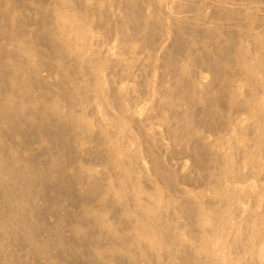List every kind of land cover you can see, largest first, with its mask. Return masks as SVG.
<instances>
[{"label":"bare ground","instance_id":"bare-ground-1","mask_svg":"<svg viewBox=\"0 0 264 264\" xmlns=\"http://www.w3.org/2000/svg\"><path fill=\"white\" fill-rule=\"evenodd\" d=\"M4 1H11L14 4L13 9L15 8L16 0H14L15 2L12 1V0H4ZM4 1H3V4H2L1 3L2 0H0V76H6V75L8 76L9 75L10 77H9L8 80H10L12 82V84L9 81L10 82V87H8V88L5 87L6 88L5 90H4V87H2V86L0 87V131L1 132H5L7 130H11V131H15V132L21 133V135L23 136V141H24L23 142V144H24L23 148L24 149L25 148L28 149L27 145H29L30 137L33 138L34 136H37L38 134H45V135H48L50 137H51V135H53L52 137H55V139H57L56 140L57 143L58 142H65L66 144H67V141H65L66 139L64 140V138H66V135H72V136L84 135L83 137H85L87 139L92 138L91 137L92 135L89 134V132L91 130H93L92 127H89L91 125L88 126L91 130H89V128L87 129L86 124H84V122L86 123L87 121L83 120L82 121L83 123H80L81 119L79 117H76V113H73L71 111L72 110H76V111L80 112L79 111L80 110L79 107H78L79 110H77V108L74 109L73 107L78 106V105H80V104L85 102L86 104L80 105L81 108H85L87 103H91V104L93 103V101L89 102V101L92 100L93 97H91V96H93V94L91 93L92 94L91 96L87 95V94H89V92L87 90L95 91V90H99V87L102 88V85H100V86L98 85L99 87L96 85V87H95L94 84L95 83L100 84V82H103V79L105 77L103 75H101L102 76L101 78H103L102 81H100V82L98 81L99 83L95 82L94 84L93 83H89L90 80H88L87 78L92 76V78L94 79L95 77H93V76H95L96 74H98L97 77L100 76L99 75V73H100L99 71H102V73H105L103 71H107L108 70V73H106V76L109 75L108 78L106 77L107 80H108L107 81L108 84L104 83V82L103 83L107 84V85L110 84V85H109V87L106 85L107 87L105 86V88L101 89L102 94L104 96L102 94H100L101 92L98 93V91H97L96 94H98V95L100 94L103 97H101V96L98 97V95L94 94L95 95L94 99H96L98 97L97 99H98L99 102L97 101V103H95V104H98V103L100 104L101 102H100L99 98H103V99L105 98L107 101L111 102V103L107 102V104L110 105L111 108L116 105V109H119V111H117V112H119L118 114H120V115H118L116 112L115 113L117 115H115L114 112L111 111L113 118L111 117V120L109 119L110 121H108V122H110L109 124H111V122H113V124H111V125H113L112 127L113 128L116 127L118 129V131L115 129L116 136H115V134L114 135L112 134L110 136L111 139L115 136V142L111 141V143H110V138L108 136H106V135H102V132H101L102 130H100V131L98 130V128L99 129L101 128L100 126H98V124H96L98 126V128L95 129L96 131L91 132V133H95L94 136H97L99 138V140L101 142H103L104 144L106 142H107V144L108 143L112 144V145H110L111 146L110 148L109 147L108 148L105 147V148L108 149V150L104 149L105 152H103V151L101 152V150H103L102 148H104L105 145H103V147L101 146V148H100L101 149L100 150V154H104L106 157L113 158L115 160L113 164H109V165H113L116 168L117 167L120 168V167H122V165L125 164V165H128L127 166V167H129L128 169H131V170H132V167H137V168L141 167L142 163H141V158H140V155H139L140 153L138 154V152H140L139 149H137L138 150L137 151L131 146H130L131 149H129L127 147V144L129 145V143H133L134 140L136 139V136L139 135V136H141V137L138 136L139 138H142V137L144 138L143 139L144 141H142V142H144L146 144V146L144 148V151L146 153V157L149 159L150 165L153 166L156 174L158 176H160V177H163L164 174L168 173L167 165H165L163 163V161L161 160V155H162L161 153H165L166 154L168 152V149H164V148L160 147V149H163V150H161V151L159 150L160 152H157L153 148V147H156L158 144H160V139H161L160 135H162L161 134L162 131L160 133H157L158 131L156 130L155 133L152 132V136H154V137H152V138L148 137L146 135L148 132L146 134H144V135L141 133V132H143L142 130H144V128H146L145 125H147V126L150 125L152 128L153 127H159V126L163 127L162 129H165V131L163 130V132L166 133L169 136L168 138H170L172 140V142H171L172 145L169 144V146H170L169 148L172 149V148H176L177 146H182V149L184 148L186 151H189V153H192L193 155L197 156V158L195 160V164L197 166L198 165H202V160L205 159L206 157H208L209 158V160H207L209 162L208 164H212L213 167H214V165H216L215 168H217L216 170H218V168L223 165V164L221 165L222 161L220 162L221 166L219 165L218 152L223 151V148H224V146L222 147V145H221V148H220L219 143L223 142V145H224L225 144L224 142H227V140H228V142H227L226 145H229L230 148L232 147L231 150H233V152H235L236 154H239V152H241L242 150L245 151L246 149L252 151L254 154H256L258 152L259 153H262V152L264 153V151H260L264 147V145H263V139H264V110L261 108V110H260L261 112H257L258 110L255 109V107H254V105L256 103L255 102V99H256L255 95L254 96L252 95L255 98V99L253 98L254 100L253 99H249V96H247L248 99H245V98L244 99H240L241 94H239V92H238L239 89L243 86L242 83H244V81L247 80L246 84H244V86L245 85L247 86V84L249 83L248 81H252V84H253V82L257 81V79L260 78L259 77L260 76L259 73L261 72L262 68L260 70V68H259L260 66L259 65L260 64H264V60H260V58L262 56L260 58H258L259 61L256 59L257 56L254 57L255 60L258 61V62H255L253 60L254 62L252 64L256 63V65L259 66V67H256V69L259 68L257 70L258 71L260 70V71L258 73L259 76L257 77V75H256L255 76V80H253L254 79L253 76L255 75V74H253V73H255L253 71L255 69V67H254L255 65L252 66V64H251V66L254 67V69L252 70V74L253 75H250L252 67L249 69L250 64H248V60L246 61L247 62L246 64L244 62V59L247 56V54H246L247 47L245 45H242L241 43L238 44V45L235 43L236 42V38H238V37H239L238 38L239 40H240V37H241V39H242V37H244V39H246V38L248 39V37H249V40H250V33L249 32L247 33L245 31H243L244 28H246V27L249 28V26H251L252 28L251 27L250 28L253 29V31H254V28L256 29L255 31H257L258 29L261 28L260 26L264 24V14H262L263 11L259 10V11H261V13L259 11H257V10L252 11L251 9L254 10V8H255V7L253 8L254 5L252 4V2H251L252 8H250L251 4L249 5L246 2V0H239V1H241L239 3L237 2L238 0H236L235 2H234V0H205V3H203V1L201 0V3L204 4V5L202 6V4H200V6H201L200 7V6H197L198 5L197 3H200V2H198L199 0L197 1L196 5H195V2H194L195 0H175L176 2H174V3H172L173 0L171 2L165 0L164 2L166 4L167 3H170V4L172 3V4H174V7L176 9L179 8L176 11H179V10L182 11V13L181 12L180 13H175L174 11H172L175 8L172 7L173 9L168 11L170 8H167L168 6L164 5L165 3L161 4L162 2L159 3L157 0H155V2L152 1V0H122V1L120 0L119 3H118L117 0H114L116 3H118L117 5H116V3L114 1H109L108 3H110V4L112 2L114 3L111 6L109 5L110 6L109 9H114V6H116L117 8L119 7V8L124 9V12L122 11L123 13L120 12L121 10H119V13H118V14L121 13V15H124L122 21L120 19L117 20L118 22L120 21L119 25L125 23V25L127 24L126 27L131 26V28H132L131 29V33L134 32L135 33L134 36H136V38H140V36H141V38L145 37L144 38L145 40L140 38V41L142 40L141 43L144 44L145 47L147 46V42H146L147 40H150L153 43L155 41L154 39H156V42H157V40H158L157 36H159V32L160 31L167 29L168 32H170V34L169 33H166V34H169V35H171V31L172 32L174 31L173 34H175V38H174V40L173 39H171V40L174 41L176 48L173 45L174 43H172L170 48H169V51L172 49V46H173L176 49V50H174V49L173 50L176 51V52H173V50H172V55H174V53H176V54L179 53L176 56L182 55L181 57L179 56V58L181 59V62L184 59L186 61V62H184V64H185L184 67L185 66L187 67L189 65L187 68L185 67V69L184 68L180 69L178 66H182L183 64L177 65L179 61L176 60L175 56L174 57L173 56H169V55H166L165 52H163L165 54V56H166L165 57L163 55V53L161 52V54H162L161 57L163 58V56H164V58H165L164 61H163V59L161 61V62L164 63V65H163V63H162V65L165 67V68H163V72H161V73L164 74V75L166 74L169 77L170 76L173 77V78L170 77L171 78V84L168 83L172 87L171 86H167V85H166L167 87H165V85H163L165 83V81L163 82L162 80L161 81L163 82V84L161 83V81H159V83L158 82L156 83L155 81H152V80H149V79H147L145 82H143L140 85L137 84V83H140V82L144 81L145 78L144 79L142 78V80L140 79L141 80L140 82L136 83L137 85L133 83L134 84V86H133V84L131 83L132 84V85L130 84L131 87L128 88L127 85H129V84H127L126 87L128 89L122 91L124 85L122 86L121 83H117L116 84V82H118L117 80L118 79L122 80L123 78H127V77H128V79H130L129 77L133 76L132 74H134V72H136V71L140 72L141 70H143V68H144L143 65L144 64L139 62L136 65L134 63L133 67H129L130 65L132 66V64L129 65L128 63H130V61L133 60V58L129 57L131 60L126 59L128 62L127 61L125 62L124 58L123 59L121 58V57H123L121 54H120L121 57L118 56L119 54L116 55V56H113L112 53H111L112 56L110 55L111 57H109L108 55H107L108 57H106L105 56L106 54H104V55L102 54L103 50H102V53L99 50L101 55L104 56V57L102 56L101 61L103 60V58H106V60H105L106 64H107V60H109L108 62H110V65H112L114 68L117 67L116 69L113 68L114 70H117L118 68H120V71L123 70V72H121V73L124 76L117 75L115 72H114L115 74L111 73V75H112L111 76L109 73L112 72V71H110L109 67H108L109 69L107 68V70H105L104 67L101 68V66H103L102 64L101 65L98 64L97 61H99L100 58H98L99 59L98 60L97 57H95L96 53H95V51L93 52V50L95 48H93V50H89V52L90 51L92 52L91 54L94 55V57L89 55L88 58H84V61L81 60V59H83V58H81V59H79V63L76 64V63H73L72 60L75 59L76 56H79V53L81 51H78V49H75L74 45L77 44L78 45L77 47L79 49L82 46H80L77 42H76V44H74V42H72L73 40L71 42L70 41L67 42V43L65 42V45L62 44V46H66V47L61 48L62 46H60V47L57 46V45H59V42L60 43L64 42V41L61 42L64 37L65 38L67 36L69 37L70 36L69 34L70 33L72 34V31H70V33H68L69 30H70L69 28H71V30L73 29V31H75V33L77 32L78 35H76L75 38L73 37V39H77L76 37L77 36L79 37V34H82V36H83V34H86V31H88V30L90 31V28L86 29V28L89 27V26L88 27L86 26L87 25L86 22L88 20H89L88 22H91V21L93 22L94 21L93 23L92 22L91 23L95 26V27L94 26L93 27L96 29L97 26L95 24H99L100 23V25H101V22H103V21H101L102 20L101 18H103L104 16H100V18H99L100 20L99 21H101V22H98L97 17H94V18H96V20H94L93 16H95V15H91L92 20H91V18L87 19V17L90 16V15L86 16V11L87 10H84V9H86L88 7L84 6L82 11L78 12L77 10L80 8L79 6L82 5L81 3H78L80 5H76L77 14L79 13V17L86 16V18H85L84 22H81V24H74V20H71V19H73L72 17L67 19L64 16L65 19L62 17L64 19V21H62V18H60L63 23L62 22H58V23H60L61 26H63L62 24H64V27L66 29H68L66 31L67 32L66 34H68V35H66V36L64 35L63 38L61 37L62 38V40H61L60 35L53 31L52 26H50V25L48 26L46 24V19H44V17H42L41 14H40V16H37L35 14H33L34 16L32 15L34 18L37 16V18H38L37 22L41 26L39 28H41V31L43 32L42 36H43L44 39L49 41L48 44L49 43L50 44L48 46H50V48L53 49V51H56V52H58L59 55H62V56H60V57H62V59H65L66 57H67V59H68V57H70V58L75 57V58H72V59H68V60H71V61H69V62H72L71 65L75 64V65H72V68L73 67L76 68V69L73 70L74 73L75 72H83V70H86V69H89V72H90V70H93L94 73L93 72L92 73L90 72V73L91 74H95V75H90L89 73H87V74L84 73V72H88L87 70L84 71L83 74L82 73H75L76 75L77 74H82L83 77L88 75V77L86 78L87 80L85 79L86 84L82 81L83 83H81V84L78 83L76 85L75 83H77V82H74L73 85H72V84H70V82L68 80L69 78L64 80L66 77H65V73H62V72H65L66 71L65 69H68V67L65 68V66L61 65V63L58 62L59 61L58 59L56 60V57H58L59 55L56 56V57H52V55H50L48 53H47V55L44 52H42V54H41V53H39L40 51L37 49V48L40 47L39 42L36 43V45H39L38 47L35 46V44L33 45L32 43L29 45L28 43H30V42L27 43L26 36H25V38L24 37L22 38V36H19V35L23 34V33H19V32H22L20 30H21V25H22L23 20H21V17H19L20 15L17 13L16 9H14V13H13V9H12V6H11L12 3L10 2V4H4ZM84 1H86V0H84ZM96 1L97 2L94 1L93 3H98V2H101L102 0H96ZM160 1H163V0H160ZM63 2H65V1H63ZM77 2H79V1H77ZM71 4H73V3H71ZM86 4L87 5L89 4V7H90V3H85V5ZM106 4L107 3H105V5ZM93 5L94 4H92L91 7L95 8V9H97L96 8L97 5L99 6V4H97L95 6H93ZM167 5H169V4H167ZM69 6H71V5H69ZM112 6H113V8H112ZM149 6L152 7V8H149V9H152L153 11L149 10L150 14L148 12V13H146L147 15L142 13V9L143 8H148ZM106 8H107V5H106ZM74 9H75V6H74ZM95 9H94V11H95ZM260 9H261V7H260ZM101 10H102V13L100 12V14H103V15L107 14L105 16L108 17V13H105L103 11L104 8L101 9ZM143 10H147V9H143ZM68 11H70V10H68ZM94 11L92 13H94ZM99 11L100 10H98L96 12L98 13ZM108 11H110L109 15L113 14V13H111L113 10L112 11L108 10ZM167 11H168V13L171 12V13L168 14L169 15L168 16L169 17L168 18L169 22L163 23L164 20L161 21V19L165 18L163 13H165ZM49 12L51 14V11H49ZM160 12H163L162 13V15H163L162 17H161ZM173 12L175 14H173ZM15 13L18 14V16H16ZM87 13L90 14L89 10L87 11ZM42 14H46V13H42ZM74 15H76V14L73 13V16ZM121 15H119V17L122 18ZM66 16L68 17V15H66ZM113 16L114 15H112V18H114ZM76 18H77L76 20H78V15L76 16ZM165 19H167V18H165ZM255 19L257 21H255ZM36 20L37 19L35 18V21ZM80 21H82V20H80ZM252 21H255L254 23L257 22V23H261V24H258V25L256 24V26H254L252 24ZM75 23H79V22H75ZM84 23H86V25ZM91 23H89L90 26H91ZM6 24L7 25L11 24V26H9V25L8 26L11 27L10 29H12L11 31L13 33H11V32L6 33V30L4 28H8L9 29V27H4V25H6ZM39 24H38V26H39ZM100 25H98V26H100ZM125 25H121V26H125ZM54 28H55V25H54ZM57 28H59V26ZM104 28H105V30L106 29L110 30V28L108 29L107 25H104ZM169 28H170L171 31L169 30ZM84 29H86V31ZM251 29H248V30L244 29V30L251 32ZM263 29L264 28H262L261 32L263 31ZM60 30H62V29H60ZM124 30H128V29L125 28ZM167 30H165V31H167ZM259 31L260 30H258L257 32L260 33ZM57 32L60 33L61 31L57 30ZM93 32L97 33V30H95ZM62 33H61V36H62ZM88 33H87V35H88ZM128 33H130V32H128ZM136 33H137V35H138V33L141 34V35L137 37ZM223 33L227 34L225 37H228V39H226V38L225 39L221 38V39H218V40L215 39L217 37H220V35L223 34ZM254 33H253V36H256V38L258 37V39L259 40L261 39V42L263 41V43H264V36H260L259 37L258 33H256V32H254ZM130 34L125 33L124 34L125 36L123 38L125 39L126 35L130 36ZM163 34H165V33L163 32ZM263 34H264V32H263ZM28 35H32V34H28ZM33 35H35V33H33ZM98 35H99V33L95 34V35H93V33L89 34V36H91V37L94 36L96 38H97ZM160 35H161V32H160ZM259 35H261V33ZM18 36H19V39H21V40L17 39ZM89 36H88V38H91ZM173 36H172V38H173ZM99 37H98V39H99ZM13 38L14 39L16 38L15 39L16 41H13L14 40ZM84 38H85V36H84ZM88 38L86 37V39H88ZM152 38H153L154 41L151 40ZM168 38H169V36H168ZM22 39L25 40V42H24L25 45H24L23 42H21ZM38 39H35V42ZM78 39H80V38H78ZM78 39L76 41H78ZM86 39L84 41L85 42H89V40L86 41ZM98 39H96V40H98ZM101 39H100V42H101ZM120 39H122V38H120ZM124 39H122L124 41V44H123L124 46L122 45V47H120V48L124 47L126 49L125 50L123 48L126 51L125 53L130 52L131 54H135L136 55V54H138L140 52H143L144 50H146V51L143 52V53H146V52L148 53V50L151 47H153L152 43L150 44V42H148L150 44V45H148V49L143 48V47H141V48L138 47V50H136V52H134L135 49H137V48L135 46H133V45H129L128 43L125 44V40ZM27 40L29 41V38H27ZM82 40H81V42H82ZM251 40H253V38H251ZM92 41L95 42V40H93V39H92ZM119 41H120V43L123 42L121 40H119ZM173 41H171V42H173ZM1 42H3V44ZM85 42H82V43L84 44ZM98 42H99V40L94 43V46H95V44H100ZM144 42H146V43H144ZM256 42H258V40ZM161 43H163V42H161ZM85 44H89V43H85ZM85 44H84V47H85ZM142 44H141V46H142ZM255 44L256 43H254V45ZM48 46H47V48H48ZM157 46H155L154 49ZM165 46H166V44H165ZM261 46H264V44L261 45ZM84 47H82L81 50H83ZM99 47L102 48V46H98L97 48L99 49ZM134 47H135V49H134ZM254 47H256V46H254ZM57 48H58V51H57ZM90 48H91V45H90ZM90 48L88 47L87 49H90ZM164 48H167V47H164ZM13 49H14L15 52L18 51V50H23V52L25 51L27 53V56H26V54L22 53V55H24L25 57L23 56V57L20 58L21 55H18L19 51L17 53L11 52V50L13 51ZM139 49L140 50L144 49V50L140 51ZM151 49L153 50V48H151ZM263 50H264V47H263ZM167 51H168V48H167ZM96 52H97V49H96ZM130 53H127V55L130 54ZM53 54H55V53H53ZM85 54H87V53H85ZM149 54H152V52L149 53ZM149 54H147L148 55L147 58L150 57ZM169 54H171V53H169ZM56 55H57V53H56ZM97 55L99 57V54H97ZM101 55H100V57H101ZM147 55H145V57ZM259 55H258V57H259ZM143 56L144 55L142 54L140 60H142ZM84 57H85V55H84ZM247 57L249 59L250 56H247ZM6 58L10 60V61L7 60L8 62H12V63L8 64V62L6 60H4ZM37 58H38V60H37ZM54 58H55L56 62H58V64H60V65H57V63L54 64V61H52ZM95 58L97 59L96 62H94ZM261 59H264V58H261ZM68 60H66V61H68ZM140 60L138 58V61H140ZM29 61H31L33 63L32 65H34L35 63L39 65L41 63L40 64L41 66H43V65L45 66V64H46V66L47 65L49 66L52 63L51 65H57V66H55V68H57L60 71H62V69L65 68L64 69L65 71L63 70L61 73H59L60 71H58V73L54 74V75L59 74V76H60V74H64V75H61V77H58L57 78L58 81H57V79L56 80L52 79L51 76H53V74H51V76L44 75V74H46V71L48 72V70H50V69H51L50 71H54L53 70L54 68L53 69L50 68V69H46L45 70L46 66L42 68V69L45 70V73L43 75H41L40 72H42V71L41 70L39 71L38 70L39 68H32L31 65H30L31 68H29V67L27 68L26 67V63L27 62L29 63ZM60 61H62V60H60ZM64 61L65 60L62 61L63 64H65ZM77 61H78V59H77ZM82 61H83V63H81ZM187 62H189L190 64L187 63ZM66 63H68V62H66ZM197 63L201 64V66L204 68V70L210 75L209 77H210L211 84L207 81L206 84L208 85V83H209V85H208L207 89L203 90V96H204V94H206L208 92L212 93L211 96H209L210 93L207 96V98L211 97V99L207 100V98H205L207 100V101L205 100L207 103H205L201 93H200L201 96L199 95V97L200 98L202 97V98L199 99L198 96L194 95V93L197 94V92H196L197 90H194L193 93H192V90H191V89H195V88H193L194 86L196 88L198 86V84H197V86L195 85V83H196L195 82L196 81L195 77L196 76H194V74H195L194 72L195 71L193 72V70H192L193 66L196 65ZM82 64H83V66H81ZM103 64H104V62H103ZM146 64L147 63L145 62V65ZM76 65H77V67H76ZM108 65H109V63H108ZM37 66H33V67H37ZM48 66H47V68H49ZM67 66H70V65H67ZM147 66H149V65H147ZM155 66H157V64ZM38 67H40V66H38ZM51 67H54V66H51ZM57 69H55V70H57ZM113 69H111V70H113ZM228 71L235 72L234 75L236 73H237L238 76L241 75V77L239 76L240 79H241V82L238 85L242 84V86L241 87L239 86L240 87L239 89L237 88V86H238V85H236L237 83H235L236 81L232 83L233 80L229 79L230 76L227 74ZM249 71H250V74H249ZM66 72H67L66 76H69V73H72V71L69 70V69ZM142 72H144V71H142ZM263 72L264 71L261 72V74L263 75V77L261 75L262 79L264 78V73ZM75 74L72 73V76H75ZM141 74L142 73H140L139 76H137V77L141 78L140 77ZM113 75H114V77H113ZM79 76H81V75H79ZM115 76H117L118 79ZM119 76H120V78H119ZM242 76L244 78H242ZM62 77L64 79L60 81V78H62ZM251 77H253L252 80H250ZM101 78L99 77L98 80L99 79L101 80ZM236 78H238V77H236ZM74 79H76V78H74ZM74 79H73V81H74ZM228 79H229V81L231 80V82H229ZM240 79L238 78L239 81H240ZM242 79L243 80L245 79V80L243 81ZM262 79H261V81H262ZM82 80H83V78H82ZM121 80L119 82H121ZM136 80L134 79V81H136ZM238 80H237V82H238ZM71 81H72V79H71ZM95 81H97V79ZM130 81H132V80H130ZM137 81H139V80H137ZM216 81H217L218 84L216 83ZM78 82H80V81L78 80ZM172 82H173V85H172ZM258 82H255L256 85H257ZM66 83L70 84V86L67 85ZM115 84L117 86H120L121 89L119 88V90H117L116 89L117 86L116 87L115 86H111V85H115ZM149 85H153V88H154V86L157 87L158 90L154 89V91L156 92V90H157V93H158V91H160V93L162 94L161 97L160 96H156V97H159V98L153 99V101L151 99L152 103H151V105H148L150 107H147V108L153 109L154 112L151 111L153 113V114L152 113L151 114L154 117H152V116L150 118H147V116H144L143 118H140V116L136 117V115L133 114V111L135 113L136 112L135 110L137 108L135 110H133L131 106H134V105L136 106V103H138L136 101H138L137 99H139V96L141 95L142 92L145 91L143 94H144V96L145 95L147 96L148 93L153 91L152 90L153 88L151 87L152 89L150 90V92H147L149 90H146V87H147V89H149L148 88ZM135 86H137V87H135ZM41 87L45 88V90H52V91H48L49 94H50V96L47 95L49 99H47V97H45L46 95L37 94V90H39V88H41ZM110 87H113V88L115 87V89L119 93H116L117 91L115 89L113 91L112 90L113 88L111 89ZM204 87H205V85H204ZM249 87H251V86H249ZM249 87H247V89ZM90 88H91V90H90ZM92 88H94V89L96 88V89L93 90ZM236 88L238 89V91H237ZM234 89H236L238 94H235L236 92H234ZM61 90H62V92H61ZM120 90L122 91L121 93H120ZM200 90L201 89L199 88L198 91H200ZM58 91H60V94H62V96L64 97L62 99L63 100L65 99L67 101V103L69 102L68 105L64 104L66 101H61V104L59 102H57V101H60V99L58 97H56V98H58L56 100V102H55V100L54 101L51 100L52 98H50V97L52 96V94L57 93ZM125 91H127V93ZM204 91H206V92L204 93ZM86 92H88V93L86 94ZM155 92H154V94H156ZM122 93H124L123 94L124 96L122 95ZM138 93H140V94H138ZM145 93H147V94H145ZM143 94H142V96H143ZM159 94H157V95H159ZM136 95H139L138 98H137ZM235 95L236 96L238 95L237 98H239V99H237V98L235 99ZM239 95H240V97H239ZM56 96L60 97L59 93ZM88 97H90V98H88ZM153 97H155V96H152V98ZM250 98H251V96H250ZM88 99H91V100H88ZM105 99H104V101H105ZM224 99L225 100L227 99L226 101H228V104H229L228 107H232V109H233V107H238L239 109H241L242 107L243 108L245 107L244 111L249 112V110L251 109L250 106L252 105L251 107H254V109L257 110V111H255V113L250 111L251 115H252V113H254L252 115L253 116L252 118L254 119V126H255V127L252 126L253 129H255V130H253L254 131V133H252L253 135L251 134L252 135L251 136L252 138H250L251 140L248 139V137H250V136L247 137V133L245 131L249 127L245 126L247 128V129H245V127H243L244 125H242V127L244 128L243 129L239 124L238 125L242 129L240 130V127L238 126L239 127V131L237 130L238 133L235 131L236 132V137H234L235 138L234 140H232L233 136L231 137L232 139H230V138H228V135L227 136L219 135L218 138L220 137V139L222 140V138L224 137L225 141L224 140L221 141L219 139L220 142L219 141H217V143L214 142V145H215V143L218 144V145H215V147H214L213 143L209 142L210 139L208 141H206L204 139L205 137L200 136L199 133H197V131H196V135L197 134L198 135L197 136L194 135L193 132H195V131L193 130V128L196 127L195 126V124H196L195 120L199 119L198 120L199 122H200L201 119H204V120L206 119L205 121H207V120L210 121V119H208V118H209L210 115H213L214 112H212V114H211V109H213V108H209V107H213V106L218 105V102H219V104H221L220 103L221 101H222L221 105H223ZM48 100L52 101V102L50 101L51 104H48V103H50ZM201 100L204 101V102H202ZM134 102H136V103H134ZM104 103L106 104V102H104ZM113 103H114V105L112 106L111 104H113ZM91 104H89V105L91 106ZM101 104H103V103H101ZM105 104H103V105H105ZM64 105H66V106H64ZM177 105H179V106H177ZM182 105L185 106V107L187 105L188 108H186V109L184 108V110L182 111L181 110V109H183ZM63 106L64 107L68 106V107L64 108ZM257 106H258V104H257ZM257 106H256V108H257ZM91 107H89V108L91 109ZM94 107H92V108L94 109ZM219 107H222V106L219 105L218 106V110H219ZM89 108H85V109L88 110ZM85 109H83V110H85ZM93 109H91V110H93ZM198 109H201V111L198 110ZM216 109H217V107H216ZM239 109L236 110L234 108V110H236V111H240ZM247 109H249V110L247 111ZM155 110H157V112H160L162 117L159 116V113L155 112ZM213 110H215V108ZM220 110H222V108ZM27 111H28V113L29 112L31 113V116H33L32 121H30L28 123V128L20 130L21 128L19 127V124L21 122H23L20 119H23L22 117L26 116V114H27L26 112ZM147 111H150V110H147ZM209 111H210V115H209ZM236 111H234L233 113H238ZM144 112L145 111H143V113ZM155 113L158 114V115H155ZM221 113L222 112L220 111L218 114H221ZM146 114L150 115L149 113H146ZM198 114H200V115L197 116ZM228 114H231V111ZM247 115L249 117H251L249 115V113ZM158 116L160 118H163V119H161V120L158 119ZM194 116H195L196 119H194ZM232 117L231 116H227V118L224 117V119L226 118V120H225L226 123H227V120L230 119V118L232 119ZM3 118L8 119L9 120L8 123H6L7 120L5 119L6 120L5 121ZM108 118H110L109 115H108ZM210 118H211V116H210ZM217 118H219V116L215 117L213 119L211 118V119L212 120H216ZM126 119H128V120H126ZM219 119H221V118H219ZM212 120L210 122H212ZM217 120H216V122H217ZM127 121L128 122L133 121L134 122L133 126L134 125L137 126V128L131 126L130 128H133V130H137L138 128H140V129H138L137 132L135 131L136 134L131 133L132 132L131 130L128 131L130 129L128 126H130L129 124H131L132 122H130L128 124ZM201 121H203V120H201ZM221 121H222V119H221ZM225 121H223V123H225ZM228 121L230 122V120H228ZM214 122L210 123L211 125L213 124L214 127H213V125L211 126L210 124H208V123L207 124L209 125L210 128L213 127L214 129H216ZM220 122H217V123H220ZM233 122H234V120H233ZM238 123H239V121H238ZM54 124H56L58 127H56ZM88 124L89 123H87V125ZM127 124H128V126H127ZM140 124H145V125L141 126ZM202 124H204V123H202ZM232 124L233 123L230 124L231 127L235 125V124H233V125ZM114 125H115V127H114ZM138 125H140V127H138ZM224 125H222L220 127L223 128ZM227 125H229V124L227 123ZM251 125H253V124L251 123ZM150 126H149V129H150ZM105 127H106V125H105ZM142 127H144V128L142 129ZM220 127H217V128H220ZM227 127H224V128L229 129L230 126H227ZM238 127H236V129H238ZM222 128H220L221 130L220 129L219 130L222 131ZM102 129H103V127H102ZM87 130H89V132ZM146 130H148V129L146 128ZM233 130H231V131H233ZM220 131H218V133ZM235 132H233V133L231 132V133L234 134ZM154 134H157V135L155 136ZM225 134H226V132H225ZM225 137H226V139H225ZM113 140H114V138H113ZM136 140H139V139H136ZM140 140H142V139H140ZM113 144H114V146H113ZM137 144L138 143L136 142L135 146H137ZM220 144H222V143H220ZM58 145H60V143ZM62 145H65V144L63 143ZM65 146H68V145H65ZM116 146L118 148H120V147L122 148V149L120 148V150L123 151L122 152V156H124L123 154H125L124 157L120 156L121 154L119 155V157L121 159L120 158L118 159V157L116 155V152L119 153L118 151H120V150H118V151L116 150V148H117ZM132 146H134V143H133ZM58 147L60 148V146H58ZM135 148H137V147H135ZM0 149H1V146H0ZM27 149H25V150H27ZM67 149H68V147H67ZM170 149H169V151H170ZM226 149H227V147H226ZM88 150L89 151L96 150V147H94V148L90 147V148H88ZM218 150H220V151H218ZM231 150H230V153H231ZM263 150H264V148H263ZM65 151H66V153H65ZM44 152L46 153L48 151H44ZM67 152L68 151L66 149H64L62 153H65V154L68 155ZM50 153H52V152H50ZM50 153H49V155L52 156V154H50ZM62 153L60 152V154H62ZM120 153H121V151H120ZM243 153L244 152H242V156H243ZM250 153H248V154H250ZM30 154L32 155L31 151H30ZM65 154H63L61 156H63V158L65 156V159H66L68 157H66L67 155H65ZM219 154L221 156V153H219ZM236 154L233 153L232 155H229V156H231V157L233 155L237 156ZM27 155H28V153H27ZM202 155L205 156V157H203ZM258 155H260V154H258ZM199 156H202L203 159H202V157L200 158ZM252 157H254V155ZM252 157H251L252 160H256L255 157H254L255 159H253ZM48 158H50V157H48ZM33 159H34L33 155L32 156H28V157H26L27 165L26 164L25 165H23V164L21 165V164L18 163V161L16 159L8 161V159L4 156L3 152L0 153V264H27V262H25V260H21L17 256L16 248H19V247H21L23 249H26L27 252H31L35 256H39V258L44 260V261H50V258L52 256H58L62 261L66 262V264H67V261L69 259H71V256H73V254H72L73 253L72 246L70 245V241L67 239L68 237L66 238V231L65 230H66V226L67 225H68V227L70 226V228H71V233H73L72 237L73 238L74 237L77 238L78 244H79V246H81L82 249L85 248L84 244L86 243L88 237H90V240H92V241H95L97 243L101 242V243H104L105 245H108V247L110 249L109 251H111V249H112L115 252L117 250L116 249V243H118L120 241V243L126 242L128 244H132V245L136 246L138 249L145 250V252L150 251L153 254H155V253L157 255L162 254V255L165 256V259H167V261H166L167 264H175L173 260L175 258H177V257L182 258L184 261H190L191 260V261H193V264H206V263L210 264V262H212L213 260L216 261V259L220 255H224L223 253L219 254L221 252L216 254L215 250L217 248L215 249V247H214V252H215L214 253L213 250H211L212 247L210 246L212 244H210V242H209V244H207L208 241L206 243L205 239H203V237L206 238L204 236L206 233H205V231L203 229V225L200 226L201 224H199V223H203V222H200V221H202L204 219L203 218L202 220H200V213L202 211L201 208H203L202 202L200 200H198V199L193 198L192 195L190 197L189 195L184 193L183 192L184 189H181L180 187H177V188H178V191L182 190V191H180L182 194H180L179 196L183 200L178 202V203H177V201L175 199L174 200L173 199L172 200H168L169 198L164 199L165 201L162 200V202H159V203L156 200H154L153 198H151V197H145V196L136 197V195H135L136 198H132L130 196H133V195H132V193L130 194V192H129L130 196H127V197H129L127 200L121 199L122 201H124V203L122 205H125L123 208H125L127 206L134 208V211H131V212L136 213V214L132 213V214H134L136 216H135V218H128V219H126L125 217L119 218V222L125 223V229H129V231H130V232H127V234H125V235L118 234V232H119L117 230L118 227H116V228H114V232H111L113 230L108 229L110 231H107V232L112 233L111 236L108 233V235L110 237H107V235L104 236V232L103 231H106L105 230L106 228H103L105 226V224L104 225H102V224L105 223V221L101 219L102 220L101 221L102 222L101 225L103 227H100V225H99L100 223H98V221H100V219H99L100 217L97 218V219H99L97 221V219H96L97 216L96 217H93L94 215L91 216L92 215V214H90L91 211H89V212H87L86 210L82 211V212L79 213L80 215H78V217L81 218V216H82L83 219H80V220H82V221L84 220L83 222L85 224H87V226H89V227L91 225L92 228L91 227L90 228L92 230H90L89 232L93 231L92 232L93 236H95L94 234H97V233H94V232H97L96 230H100L99 229V227H100V228L103 229V231H102L103 233L101 234L100 233L101 230H100L99 231L100 235H96V237H91L92 233L90 234L87 231V234H85V235L81 233L80 236L78 235L79 237L76 236L75 234L77 233V229H79V228H76V227L78 226V224L81 221L79 222V218H76L75 215L72 218L67 219L68 222H67L66 219H64L65 215H63L64 211H62V207H61V203H60L61 197H62L61 195H63V197L64 196L68 197V198H65V200L69 199V198H70V200H72L74 197H76L75 195H74V197L72 195V188L73 187H71V183H74V182H72L73 180L77 181L78 183L81 182L82 186H84V187H87V186L89 187V189L85 188V189H87L86 190L87 191L86 194H88L87 197L92 196L93 193H94V195H95V193L97 194L98 193V191H97L98 188L100 190L101 189L100 187L101 186L103 187L102 184H104V183H100V181H98L96 179L95 180L93 179L92 182H88L87 180L84 179V181L82 182V180H80L81 177H76V176H73V175L69 176V177H66L68 175H66V176L64 175L65 173L63 172V170L65 169V167L62 168V165H61L62 158L61 157L60 158L59 157L54 158V156H53V158H50L48 160L46 159L47 162H44L43 164H37V163L34 162ZM249 159L250 158L248 157V160ZM262 159L263 158H261V160ZM217 160H218L219 167H217V164H215L217 162ZM248 160L246 162H249ZM205 161L206 160H204V163H205ZM122 162L123 163L125 162V163L123 164ZM255 162H257L259 164L258 160H256ZM255 162H253V163H255ZM263 162H264V160L262 161V163ZM121 163H122V165H121ZM226 163H224V167H225ZM205 164H207V163H205ZM237 164H238V162L236 163V165ZM250 165H249L248 168L249 169L251 167L252 168L250 170L251 173L249 174V176L250 175L252 176L253 174L257 175L255 173H258L260 171V170H258V168L260 169L263 166V165L259 164V166L257 168L256 164L252 165L251 167H250ZM63 166H65V165H63ZM226 166H228V168L230 169L232 164L227 163ZM247 166H248V164H247ZM173 167H177L178 168V167H180V164H176L175 163V164H173ZM236 167H238L239 170H237L235 167H232V168H233V170L236 169V171H237L236 174L238 175V171H241L240 170V168H241L240 167V163ZM228 168H226V169H228ZM245 168H246V165H245ZM263 168H264V166H263ZM113 170H114V168H113ZM223 170H225V169H223ZM261 170H264V169H261ZM227 171L225 173L223 172V174L226 175V173H229L230 176H226V177L218 176V179L220 177L223 178V179L228 177L226 179V180H228L231 176L233 178L235 177L234 176L235 172H233V174H232V169L229 170L230 172H227ZM250 171H247V172H250ZM218 172L219 173H217V175L218 174L222 175V173H220V172H222L221 170L220 171L218 170ZM262 172H264V171H262ZM259 173H261V172H259ZM259 173H258V175H259ZM242 174H244V173H241V175H238V176H240L238 178H240V179L243 178ZM246 174L247 173H245L243 180L245 179ZM225 175H223V176H225ZM131 176H133V175H130L131 180H129V181L132 182L134 178L131 177ZM260 177H261V174H260V176L258 178L256 177L254 179H258L259 180ZM262 178L264 179V175H263ZM115 179H109V181H112L111 182L112 183V188L114 186L113 185V181ZM127 179H128V177H127ZM127 179L125 181H127ZM223 179H222V181L219 180L218 182L221 181L222 183H224ZM91 180H89V181H91ZM134 181H136V180H134ZM231 181L232 180H230V182ZM238 181L239 180L235 181L234 184H236V182H238ZM221 182L219 183L220 185H221ZM261 182L263 183L264 181L261 180ZM120 183L121 182L114 183V184L118 185ZM122 183L126 184L127 182L126 183L122 182ZM238 183H241V182L239 181ZM216 184L219 185L217 183V181H216ZM245 184H247V183H245ZM127 185H129L128 189H130V186H132L133 184H129L128 183V184L123 185V186H127ZM231 185H233V184H230V187H231L230 191L232 190V187H233ZM239 185H236V187H238ZM247 185H244V186H242L240 188L241 189L244 188V191H245V186L247 187ZM261 185L264 186V184H261ZM109 186H111V185H109ZM106 187H108V186H106ZM106 187L104 186V188H106ZM249 187H252V186L249 185ZM259 187H261L260 184H259ZM259 187L256 188V186H255L254 188L256 190ZM108 188H111V187H108ZM108 188L106 189L107 191H105L103 189H101V190L107 192L109 194V197L110 196L112 197V195H114L115 193L117 195L118 192L120 191V187L119 186H117L116 188L114 187L115 190H113V193H114V191H116L114 194ZM117 188L119 190H116ZM123 188H125V187H122L123 191L122 190L121 191L125 193L126 191H124ZM228 188H229V186H228ZM228 188H227V190H228ZM261 188H263V187H261ZM235 189L236 188H234L233 190H235ZM248 189H250V188H248ZM260 190L258 192H260ZM263 190H261V191H263ZM128 191H130V190H128ZM237 191H240V190H237ZM242 191L243 190L240 191V193H242L241 195H237L236 193H239V192H234V191L233 192L231 191L228 194V192H229L228 191L227 192V198L225 197V194L222 192L224 194V197L226 199H229L228 202H225V203L229 204V201H230L232 204H235V205L238 206L240 204V201H241L242 204H243V201H244V202H247V204H248V201H249L248 199H246L248 201H245V199L242 201V197H240L244 193V191L243 192ZM251 191H252V189L249 192H251ZM73 192H74V188H73ZM100 192H102V191H100ZM122 192H120L119 194H121ZM254 192L252 194H254ZM107 193L103 192L104 200L102 201V204H103V202L105 203L106 199H107L106 202H108V203L111 201V200H109V197L107 196ZM111 193H112V195H110ZM126 193H128V192H126ZM104 194H106L105 197H108V198L105 199ZM188 194H189V192H188ZM244 194H246V193H244ZM125 195H122V196L125 197ZM118 196H120V195H118ZM122 196H120V198ZM243 196H245V195H243ZM254 196L259 197V195H255V194H254ZM220 197H221V195L219 196V201H220ZM247 197H249V195ZM252 197L253 196L249 197V199L252 198ZM137 198H139V199H137ZM213 198H214V200L216 199L214 196H213ZM240 198H241V200H240ZM259 198L260 199L258 201H256L257 198L255 199V201L258 202L259 204H262L261 202H263L262 200H264V199H262L261 197H259ZM252 200L254 201V199H252ZM252 200H250V201L252 202ZM217 201H218V199L216 200V202ZM224 201H227V200L224 199ZM116 202H117V200H116ZM98 203L100 204L101 201H98ZM108 203H107V205H108ZM113 203H115V202H112L111 204L109 203L110 206L114 207ZM118 204L115 203V205H118ZM144 204L146 206H144ZM247 204H245V205H247ZM251 204L248 205V206L250 207ZM122 205H120V206H122ZM241 205H239V209H240ZM120 206H117V207L115 206V208H118V207L120 208ZM232 206H230V210H231ZM243 206L244 205H242V207ZM234 207L235 206H233V212H234ZM259 207H261V206H258L257 208H259ZM244 208H246V207H244ZM252 208H253V206H252ZM252 208L250 209L251 211L249 213H243V212H241V209L238 212L237 210H239V209H236V207H235V209H236L235 212L234 213L231 212L232 214L228 213L229 216H228V214H226L227 216H225L224 212L222 213L223 210L220 211L221 214H223V216L226 217L225 218L226 220L225 219L223 220V216L220 219L221 215H219V218L217 217L219 222L216 219V223L219 224V225H217V224L216 225L219 226V228L221 229L220 231H222L221 234H220V237H219L220 238L219 239L220 242L218 243V244H221V245H218V244H216V245H218L217 246L218 249L221 248L220 251L226 252V255H224V258H223V256L221 258L220 257L218 258V264H232V262L233 263L235 262L234 264H236V262L241 261L243 258H244L243 260L245 261V258L247 259V257H245L246 253H247V256H250V254L251 255L254 254V256H255V252H256L255 248L257 247V245H255V243H256L255 240L257 239L256 241H258L259 237L262 234L264 236V233H263L264 228L262 227V225H264L263 224L264 220L262 218L263 214H262V216H261V214L259 216L258 214L255 213L256 211L253 212L254 210H256V208L254 207L253 210H252ZM171 209H175V210L177 209L179 211L180 217H182L185 220L186 223H190V225L192 227H194V228H192V230L193 231L195 230L196 233L193 234V236H194V241L193 242L190 243V241L187 242L186 239L184 240V239L180 238L181 234L179 235V233H178V231H179L178 230V217L169 215L168 211H170ZM262 209L263 208H261V212H262ZM248 211H249V209H248ZM220 212L217 211V213H219V214H220ZM149 213L152 214V215H150ZM215 213L216 212H214V214ZM225 213H227V211H225ZM233 214H235V215H233ZM52 218H54V219L51 220ZM77 219H78V221H77ZM138 221L139 222L141 221L140 224L138 223ZM137 223L139 225H142V223H144L143 226L145 227V225H146L148 227V229H145L146 227L143 228V226H141L142 229L140 227H137V225H136ZM82 224L81 225L79 224L80 228L83 226ZM199 226H200V228L202 227L203 231L200 230ZM108 228H110V227H108ZM112 228L113 227H111V229ZM115 230H117V231H115ZM216 230H218V229L216 228ZM203 232L205 233L204 235H203ZM218 235H219V233H218ZM181 237H183V236H181ZM181 240H183L185 242L182 243ZM207 240H209V239H207ZM209 241H212V240H209ZM245 241L248 242V243L250 242V244H246ZM218 249H217V251H218ZM262 251L264 252V250H262ZM101 252H102V250H101ZM101 252L99 251V254H100L99 255V254H95L97 252H91V251H88V250H84V255L83 256L91 264H110L109 261H106V259H104L101 256ZM108 253H110V252H108ZM259 253H260V251H259ZM214 254L219 255V256L216 259H214L213 258ZM232 254H235L237 257L232 255ZM243 254H244V257H240V255L243 256ZM229 255L230 256L232 255L233 257L232 256L230 257ZM210 256H212V257H210ZM227 256L230 257V259H228ZM258 256H260V255H258ZM126 257L130 261H131V259L132 260L135 259V257H132V256H126ZM235 257L237 258V260L238 259H240V260L239 261L235 260ZM238 257H240V258H238ZM211 258H212V260L209 261ZM225 258H226L225 261L227 263L224 262ZM263 258L264 257L262 256L261 259H263ZM221 259H222L223 262L221 261ZM252 259L256 260L257 259V255H256V258H253L251 256V260H248V259L247 260L250 262V261H252ZM261 259H259V260L261 261ZM260 261H258V262H260ZM220 262H222V263H220ZM241 262H239V263H241ZM214 263L215 262H213L212 264H214ZM247 263L248 262H246L245 264H247ZM260 263L264 264V260L261 261ZM260 263H258V264H260ZM248 264H250V263H248ZM251 264H252V262H251ZM255 264H257V260H256Z\"/></svg>","mask_w":264,"mask_h":264},{"label":"rangeland","instance_id":"rangeland-1","mask_svg":"<svg viewBox=\"0 0 264 264\" xmlns=\"http://www.w3.org/2000/svg\"><path fill=\"white\" fill-rule=\"evenodd\" d=\"M3 1L4 0H2V4H3ZM12 1H14V0H12ZM63 1H65V2H63ZM77 1H79V2H77ZM97 2L96 0H86V1H80V0H16V2H15V8L14 9H16V11H17V13L20 15L19 17H21V20H23V22H22V25H21V30L20 31H22V32H19V33H23L22 35H19V36H22V38L24 37L25 38V36H26V41H27V43L28 42H30V43H28L29 45L32 43L33 45L35 44V46H39V45H36V43H38L39 42V44H40V49L39 48H37L40 52L39 53H41L42 54V52H44L46 55H47V53L48 54H50V55H52V57H56V56H58L59 54H58V52H56V51H53V49H51L50 48V46H48L49 44H48V40H46V39H44L43 38V32L41 31V28H39V27H41L40 26V24L37 22L38 21V18H37V16H40V14L42 15V17H44V19H46V24L49 26H52V28H53V31L54 32H56V33H58L59 35H60V38L62 37L63 38V36L65 35H68V34H66L67 32V30L68 29H66L65 27H64V24H62L63 22L62 21H64V19H65V17L68 19V18H73V19H71V20H74V24H81V22H84V20H85V18H86V16L87 15H90V16H88L87 17V19L88 18H91V20H92V17H91V15H95V16H93V18L94 17H97V19H98V22H101V21H103V22H101V25H100V23L99 24H95L96 26H97V28L95 29L94 27V25L91 23V22H86L87 23V25H86V23H84L88 28H86V29H89L90 28V31L88 30V31H86V29H84L85 31H86V34H83V36H82V34H79V37L77 36L76 38L78 39V38H80V39H78V41H76L77 39H73V37L75 38V36L76 35H78L77 34V32L75 33V31H73V29L71 30V28H69L70 30H69V32L68 33H70V31H72V34L70 33L69 35V37L67 36L66 38L64 37L63 38V40H62V38H61V42H63V43H60L59 42V45H57V46H62V44H64L65 45V42L67 43V42H71L72 40V42H74V44H76V42L80 45V46H82V47H84V44L85 43H89V44H85V47H84V51L83 50H81L82 49V47H80V49L77 47L78 45L76 44V45H74V47H75V49H78V51H83L82 53L85 55V57H84V55L80 52L79 53V56H76V58L78 59V61H77V59L75 58V57H72V58H75V59H73L72 61H73V63H76V64H78L79 63V59H81V58H83V59H81V60H83L84 61V58H88L89 57V55L90 56H92V57H94V55H92L91 53V51L89 52V50H93V48H95L94 50H93V52L95 51V57H97V59L98 58H100V60L99 61H97V59L95 58L94 59V62H98V64H102L103 66H101V68L102 67H104V69L105 70H107V68L109 67L110 68V71H112V72H110L109 74L111 75V73H113V74H117V75H122V76H124L121 72H123V70L122 71H120V68H118L117 70H114V69H116L117 67H113L112 65H110V62H108L109 60H107V64H106V58H103V60L101 61V58H102V56L104 55V54H106L105 56L106 57H111L112 55L113 56H116V55H118V56H120V54L123 56V57H121L122 59L124 58V61L126 62L127 60L126 59H128V60H131L130 58H133V60H131L130 61V63H128L129 65L130 64H132V66L130 65H128L129 67H133V65H134V63H135V65L136 64H138L139 62L140 63H142V64H144L145 65V62L147 63L145 66L143 65V67L145 68H143V70H141L140 72H134V74H132L133 76H131V77H129L130 79H128V77L127 78H123L122 80H121V82H119L120 80L118 79V77L117 76H115L118 80V82H116V84L117 83H121V85L123 86V90L122 91H124V90H126V89H128L129 87H131V85L134 83V84H136L137 82H140L141 80H142V78L144 79V81H142V82H140V83H137V84H142L143 82H145L147 79H149V80H152V81H155L156 83L158 82L159 83V81H165V83L163 84V82L161 81V83L163 84V85H165V87H167V86H171V85H169V84H171V78H173V77H169L168 75H164V74H162L161 72H163V68H165L163 65H164V63L163 62H161L162 61V59H163V61H164V56H165V54L166 55H169V56H175L176 57V60H178L177 62H178V64L177 65H181V64H183L182 66H178L180 69H182V68H184L185 69V67H184V62H186L185 61V59L181 62V59L179 58V56L181 57L182 55H179V56H176V55H178V54H176V53H174V55H172V50L174 49V50H176L175 48H176V46H175V43H174V38H175V34H173L174 33V31L172 32L171 30H170V28H169V30L171 31V35H169L170 34V32H168V30L167 29H165V30H167V31H165V30H162L165 34L166 33H169V34H163V32L162 31H160L161 32V35H160V32H159V36H157L158 38V40H157V42H156V39H154L153 40V38L151 39V40H153L154 42V44L152 43V41H150V40H147L146 42H147V46L145 47L144 46V44H142L141 42H142V40L140 41V38H141V34H139L138 33V35H137V33H136V35H137V37L138 36H140V38H136V36H134L135 35V33L134 32H132L131 33V26H129V27H126L127 26V24L125 25V23L124 24H121V25H125V26H121V25H119V22L117 21L118 19H120L121 21H122V19H123V16L124 15H121V13L120 14H118L119 13V10H121L120 12H124V9H122V8H117L116 6H114V9H109V7L111 6V5H113L114 3L112 2L111 4L110 3H108L109 1H114V0H102L101 2H98V3H93V2ZM118 1V3L120 2V0H117ZM122 1V0H121ZM152 1H154L155 2V0H152ZM159 3L160 2H162L161 4H163V3H165L164 1L165 0H163V1H160V0H157ZM167 1H169V2H171L172 0H167ZM166 1V2H167ZM197 1L198 0H195L194 2H195V5H196V3H197ZM203 1V3H205V0H202ZM236 0H234V2H235ZM249 1V2H248ZM246 0V2L250 5L251 4V2H252V4L254 5L253 6V8H254V10L253 9H251L252 11H255V10H257V11H259V10H261V11H263V13L262 14H264V0ZM6 2V3H5ZM10 2L11 1H4V4H10ZM62 2V3H61ZM92 2V3H91ZM115 2V1H114ZM157 2V3H158ZM174 2H176L175 0H173L172 1V3H174ZM198 2H200V3H197L198 5L197 6H200V4H202L201 3V0H199ZM238 3L239 2H241V1H237ZM12 3V2H11ZM71 3H73V4H71ZM78 3H81L82 5H80V4H78ZM85 3H90V7H89V4L87 5H85ZM105 3H107L106 5H107V8H106V5H105ZM116 3V2H115ZM118 3H116V5L118 4ZM170 4V3H167V4H169V5H167L166 3L164 4V5H166V6H168L167 8H170L168 11H170V10H172L173 8H175L174 7V4ZM13 4V3H12ZM11 4V6H12V9H13V7H14V4L12 5ZM59 4V5H58ZM63 4V5H62ZM92 4H94L93 6H95V5H97V4H99V8L96 6V8L97 9H95V8H93V7H91V5ZM252 4H251V7L250 8H252ZM69 5H71V6H69ZM76 5H80L78 8V12H81L82 11V9H83V7L85 6V7H88V8H86V9H84V10H89V13L90 14H88L87 13V11H86V16H82V17H79V13L77 14V11H76V9H77V7H76ZM110 5V6H109ZM204 4H202V6H203ZM8 6V5H7ZM68 6V7H67ZM74 6H75V9H74ZM82 6V7H81ZM261 7V9H260V7ZM263 6V7H262ZM72 7V8H71ZM173 7V8H172ZM201 7V6H200ZM249 7V6H248ZM71 8V9H70ZM104 8V12L105 13H108V17L107 16H105V15H107V14H105L104 12V14L105 15H103V14H100V12L102 13V10L101 9H103ZM112 8H113V6H112ZM149 8H152L151 6H149L148 8H143V9H147V10H143L142 9V13H144L145 15H147L146 13H148L149 12V10L150 11H153L152 9H149ZM258 8V9H257ZM263 8V9H262ZM14 9H13V13H14ZM81 9V10H80ZM94 9H95V11H94ZM118 9V10H117ZM179 9V8H178ZM178 9H173L172 11H174L175 13H182V11L181 10H179V11H176V10H178ZM68 10H70V11H68ZM94 11V13L96 12V11H98V10H100L98 13L96 12L95 14L94 13H92L93 11ZM108 10H113L111 13H113V14H111V15H109V13H110V11H108ZM117 10V11H116ZM49 11H51V14H50V12ZM63 11V12H62ZM92 11V12H91ZM145 11V12H144ZM168 11L167 12H165V13H163V12H160V14H161V17L164 15V17L165 18H167V19H161V21H163L164 20V22L163 23H166V22H169V20H168V14L169 13H171V12H169L168 13ZM261 11H259L260 13H261ZM39 12V13H38ZM122 12V13H123ZM173 12V14H175ZM42 13H46V14H42ZM61 13V14H60ZM73 13H75L76 15H74L73 16ZM162 13H163V15H162ZM16 14V13H15ZM18 14H16V16H18ZM33 14H35V15H37L35 18L37 19L36 21H35V18L33 17L34 15ZM82 14V13H81ZM98 14V15H97ZM143 14V15H144ZM149 14H150V12H149ZM33 15V16H32ZM48 15V16H47ZM66 15H68V17L66 16ZM78 15V20H76L77 18H76V16ZM112 15H114L113 17L114 18H112ZM119 15H121L122 16V18L121 17H119ZM33 18H32V17ZM65 16V17H64ZM100 16H104L103 18H101L102 20L101 21H99L100 19ZM53 17V18H52ZM64 19H63V18ZM118 17V18H117ZM160 17V18H161ZM32 18V19H31ZM60 18H62V21H61V19ZM34 19V20H33ZM80 20H82V21H80ZM94 20H96V18H94ZM168 20V21H167ZM255 21H257L256 19H255ZM255 21H252V24L254 25V26H256V24L258 25V24H261V23H254ZM58 22H62L61 24L63 25V26H61L60 25V23H58ZM75 22H79V23H75ZM97 22V23H98ZM89 23H91V26H90V24ZM38 24H39V26H38ZM7 25V24H6ZM6 25H4V27H9V26H11V24H8L7 26ZM54 25H55V28H54ZM59 26V28H57L58 26ZM84 25V26H85ZM98 25H100V26H98ZM104 25H107L108 26V29L110 28V30H105V28H104ZM47 26V27H48ZM85 26V27H86ZM94 26V27H93ZM263 26V27H262ZM67 27V26H66ZM84 27V28H85ZM125 29H128V30H124L123 28ZM251 26H249V28L248 27H246V28H244V29H246V30H248V29H251L250 28ZM261 28L260 29H258V30H260L259 32L261 33V35H259L260 33H258L257 31H255L256 29L254 28V31H253V29H251V32L250 31H246V30H244L243 29V31H245V32H249L250 33V40H249V37H248V39L246 38V39H244V37H242V39H241V37H240V40L238 39V38H236V44L238 45V44H242V45H245L246 47H247V50H246V54H247V56H250L249 57V59H248V57L246 58L245 57V59H244V62H245V64L247 63L246 61L248 60V64H250V67H249V69L252 67V66H254L255 67V69H256V67H259L260 68V70H261V68H262V70H261V72L262 71H264V64H260L259 66H257L256 65V63L255 64H252L254 61L255 62H258L259 61V59L258 58H260L261 56V58H264V50H263V47L264 46H261V45H263L264 43H263V41L261 42V39L259 40L258 39V37L256 38V36H253V33L254 32H256V33H258V36L260 37V36H264V34H263V32H264V29H263V31L261 32V30H262V28H264V24L263 25H261L260 26ZM11 27H9V29L8 28H4L5 30H6V33H9V32H11V33H13L11 30L12 29H10ZM51 28V27H50ZM65 28V29H64ZM92 28V29H91ZM130 28V29H129ZM60 29H62V30H60ZM64 29V30H63ZM57 30H59V31H61L60 33L59 32H57ZM95 30H97V33L96 32H93V31H95ZM130 30V31H129ZM126 31V32H125ZM63 32V33H62ZM89 32V33H88ZM128 32H130V33H128ZM25 33V34H24ZM33 33H35V35H33ZM61 33H62V36H61ZM87 33H88V35H87ZM92 34L93 33V35H95V34H98L99 33V35L97 36V38L96 37H94V36H89V34ZM95 33V34H94ZM125 33H127V34H130V36L129 35H126V37H125V39L123 38L125 35ZM28 34H32V35H28ZM133 34V35H132ZM224 34V35H223ZM223 34H221L220 35V37H217V38H215L216 40H218V39H228V37H225L227 34H225V33H223ZM255 34V33H254ZM263 34V35H262ZM116 35V36H115ZM132 35V36H131ZM174 35V36H173ZM19 36L17 37V39H19ZM30 36V37H29ZM81 36V37H80ZM84 36H85V38H84ZM88 36L89 37H91L93 40H95V42H97L98 40H99V42L98 43H100V44H95V46H94V41H92V39L91 38H88ZM100 36V37H99ZM168 36H169V38H168ZM172 36H173V38H172ZM252 36V37H251ZM33 37V38H32ZM72 39H71V38ZM86 37L88 38V39H86ZM98 37H99V39H98ZM156 37V36H155ZM162 37V38H161ZM21 38V37H20ZM27 38H29V41L27 40ZM32 38V39H31ZM39 38V39H38ZM84 38V39H83ZM102 38V39H101ZM120 38H122V39H124L125 40V44H129V45H133V46H135L137 49H135V47H134V49H135V51L134 52H136V50H138V47L139 48H141V47H143V48H146V49H148V45H150L151 43H152V45H153V47H151V48H153V50L150 48L149 50H148V53L146 52V53H143V52H145L146 50H140V51H143V52H140V53H138V54H131L130 52H127V53H130V54H128L127 55V53H125L126 51V49L124 50L123 48H120V47H122V45L124 44V41L122 40V39H120ZM145 37H142L141 39H143V40H145L144 39ZM251 38H253V40H251ZM258 40V42H256L257 40ZM14 39V38H13ZM16 39V38H15ZM13 40V41H16V40ZM35 39H38V40H36V42H35ZM83 39V40H82ZM86 39V41L87 40H89V42H85L84 40ZM96 39H98V40H96ZM100 39H101V42H100ZM171 39H173V40H171ZM214 39V40H215ZM255 39V40H254ZM19 40H21V39H19ZM24 39H22V41L21 42H25V40L23 41ZM75 40V41H74ZM81 40H82V42H85L84 44L81 42ZM91 40V41H90ZM119 40H121V41H123V42H121L120 43V41ZM239 40V41H238ZM34 41V42H33ZM170 41V42H169ZM171 41H173V42H171ZM238 41V42H237ZM254 41V42H253ZM4 42V41H3ZM3 42H1L2 44H3ZM46 42V43H45ZM146 42H144V43H146ZM148 42H150V44L148 43ZM156 42V43H155ZM160 42V43H159ZM161 42H163V43H161ZM81 43V44H80ZM92 43V44H91ZM131 43V44H130ZM172 43H174L173 45L175 46V48L172 46V49L169 51V48H170V46H171V44ZM254 43H256L255 45H254ZM259 43V44H258ZM61 44V45H60ZM141 44H142V46H141ZM165 44H166V46H165ZM258 44V45H257ZM24 45H25V43H24ZM90 45H91V48H90ZM146 45V44H145ZM157 46L155 49H154V47L155 46ZM169 45V46H168ZM256 46V47H254V46ZM47 46H48V48H47ZM98 46H102V48L101 47H99V49L97 48ZM124 46V45H123ZM160 46V47H159ZM167 47L168 48V51H167V48H164V47ZM63 47H66V46H62L61 48H63ZM77 47V48H76ZM89 47L90 49H87V48ZM10 48V47H9ZM42 48V49H41ZM86 48V49H85ZM11 49V48H10ZM96 49H97V52H96ZM163 49V50H162ZM16 50V49H15ZM99 50H100V52L102 53V50H103V55H101V53L99 52ZM152 50V51H151ZM159 50V51H158ZM161 50V51H160ZM165 50V51H164ZM173 50V52H176V51H174ZM19 51V52H18ZM18 51H14V49H13V51L11 50V52H15V53H19L18 55H21L20 56V58L21 57H23L24 55H22V53L23 54H26V56H27V53L24 51L23 52V50H18ZM57 51H58V48H57ZM86 51V52H85ZM248 51V52H247ZM21 52V53H20ZM99 52V53H98ZM133 52V53H134ZM139 52V51H138ZM152 52V54H149V53H151ZM161 52L163 53V52H165V54L163 53V58L161 57L162 56V54H161ZM52 53V54H51ZM53 53H55V54H53ZM56 53H57V55H56ZM85 53H87V54H85ZM89 53V54H88ZM111 53H112V55H111ZM115 55H114V54ZM144 55L143 57H142V60H140V58H141V56H142V54ZM160 53V54H159ZM168 53V54H167ZM169 53H171V54H169ZM44 54V55H45ZM97 54H99V57H98V55ZM147 54H149V58H147L148 57V55ZM260 54V55H259ZM43 55V56H44ZM45 55V56H46ZM82 55V56H81ZM100 55H101V57H100ZM108 55V56H107ZM111 55V56H110ZM135 55V56H134ZM145 55H147L146 57H145ZM152 55V56H151ZM258 55H259V57H258ZM44 56V57H45ZM60 56H62V55H59L58 57H56V60L58 59L59 61V63H61V65H63V66H65V68L66 67H68V69L69 70H71L72 71V73L73 74H75V73H82L83 74V72L84 71H88V72H84V73H89L90 75H95V74H91L92 72H93V70H90V72H89V69H86V70H83V72H75L74 73V69H76L75 67H73L72 68V65H75V64H72L71 65V63L72 62H69V61H71V60H68V59H72V58H70V57H68V59H67V57L65 58V59H62V57H60ZM132 56V57H131ZM134 56V57H133ZM155 56V57H154ZM158 56V57H157ZM257 56V57H256ZM25 57V56H24ZM104 57V56H103ZM130 57V58H129ZM166 57V56H165ZM178 57V58H177ZM254 57H256V59L258 60V61H256L255 60V58ZM5 58V57H4ZM138 58H139V60L140 61H138ZM147 58V59H146ZM254 58V59H253ZM260 58V60H264V59H261ZM3 60V59H2ZM4 60H9V59H4ZM37 60H38V58H37ZM56 60H55V58L52 60V61H54V64L55 63H57V65H60V64H58V62H56ZM60 60H68V61H66V62H68V63H66L65 61H64V63L65 64H63V62L62 61H60ZM75 60V61H74ZM135 60V61H134ZM146 60V61H145ZM251 62H250V61ZM254 60V61H253ZM5 61V62H6ZM10 61V60H9ZM51 61V60H50ZM83 61L81 62V63H83ZM142 61V62H141ZM188 61V60H187ZM8 62V61H7ZM6 62V63H7ZM102 62V63H101ZM103 62H104V64H103ZM128 62V61H127ZM137 62V63H136ZM9 63H12V62H8V64ZM28 63V62H27ZM26 63V67L28 68H31L30 67V65L32 66V68H39L38 70L40 71H42V72H40L41 73V75H43L44 73H45V70L46 69H50V68H54L53 70L54 71H50V70H48V72L46 71V74H44V75H49V76H51V74H53V76H51L52 77V79H57L58 77H61V75H64V74H60V76H59V74H57V75H54V74H56V73H58V71H60V70H58L57 68H55V66H57V65H51L50 63V65L51 66H54V67H51L50 65L48 66L49 68H47V66H46V64H45V66L43 65V66H41L40 64L38 65V64H34V65H32L33 63L31 62V61H29V63L27 64ZM108 63H109V65H108ZM161 63V64H160ZM162 63H163V65H162ZM187 63H189V62H187ZM186 63V64H187ZM70 65V66H67V65ZM85 64V63H84ZM157 64V66H155ZM160 64V65H159ZM190 64V63H189ZM251 64H252V66H251ZM40 66V67H38V66ZM107 67H106V66ZM147 65H149V66H147ZM163 67H162V66ZM188 65V64H187ZM33 66H37V67H33ZM81 66H83V64L81 65ZM189 66V65H188ZM187 66V67H188ZM43 67H45V70L44 69H42ZM76 67H77V65H76ZM112 67V68H111ZM186 67V68H187ZM254 67H252V69H251V74H250V71H249V74L250 75H253V74H255L253 77H254V79L253 80H255V76L257 75V77L259 76V74H260V78L259 79H257V81H255V82H258L259 80L261 81V79H262V77H263V75L261 74V72L259 73V71L257 70V69H259V68H257L256 70L254 69ZM41 68V69H40ZM65 68H63L62 69V71L65 69ZM108 68V69H109ZM114 68V69H113ZM55 69H57V70H55ZM68 69H65L66 71H68ZM103 69V70H104ZM111 69H113V70H111ZM254 69V70H253ZM44 70V71H43ZM64 70V71H65ZM102 70V69H101ZM165 70V69H164ZM192 70H193V72L195 73L194 74V76H196L195 78H196V83H195V85L197 86V84H198V86H197V88L199 87L201 90V92L200 91H198L199 90V88L197 89L195 86L193 87V88H195V89H191L192 90V93H193V91L194 90H197L196 92H197V94L196 93H194V95L195 96H198L199 97V95L201 96V94H202V96H203V90H205V89H207V87H208V85H209V83L211 84V81H210V75L204 70V68L201 66V64H199V63H197L196 65H194L193 66V68H192ZM252 70L255 72V73H253L252 74ZM62 71H60L59 73H61ZM62 72V73H65V79L62 77V78H60V81L61 80H66V79H68L69 80V82H70V84H72L73 85V83L74 82H77V83H75L76 85L78 84V83H85L86 84V81H85V79L88 77V75L87 76H85V77H83V75L82 74H75V76H72V73H69V76H66V74H67V72ZM139 71V70H138ZM142 71H144V72H142ZM257 71V72H256ZM70 72V71H69ZM100 73H99V77L101 78L102 76L101 75H103L105 78L103 79V78H101V80L99 79L98 80V78L99 77H97L98 76V74H96L95 76H93V77H95L94 79L92 78V76L91 77H89V78H87L88 80H90L89 81V83H95V82H100V81H102V79H103V82L104 83H107L108 84V80H107V78L109 77V75L108 76H106V73H108V70L107 71H103V72H105V73H102V71H99ZM115 72V73H114ZM94 73V72H93ZM140 73H142L141 74V78H139V77H137V76H139V74ZM234 73L235 72H233V71H228V75L230 76L229 77V79H231V80H233L232 81V83L233 82H235V83H237L236 85H238V84H240V82H241V79H240V77H241V75H237V73L234 75ZM259 73V74H258ZM264 73V72H263ZM71 75V76H70ZM79 75H81V76H79ZM143 75V76H142ZM237 75V76H236ZM261 75H262V77H261ZM112 76V75H111ZM110 76V77H111ZM121 76V77H122ZM9 75L7 76H0V87L2 86V87H4V90L6 89L5 87H10V80H8L9 79ZM54 77V78H53ZM78 77V78H77ZM107 77V78H106ZM113 77H114V75H113ZM136 77V78H135ZM236 77H238L239 79H240V81L238 80V78H236ZM253 77H251V79L250 80H252V78ZM74 78H76V79H74ZM82 78H83V80H82ZM119 78H120V76H119ZM242 78H244L243 76H242ZM11 79V78H10ZM71 79H72V81H73V79H74V81L72 82L71 81ZM80 81V82H78V80ZM86 79V80H87ZM97 79V81H95ZM125 79V80H124ZM134 79L136 80H139V81H134ZM141 79V80H140ZM229 79H228V81H229ZM238 80V82H237V80ZM67 80V81H68ZM94 80V81H93ZM106 82H105V81ZM128 80V81H127ZM130 80H132V81H130ZM212 80V79H211ZM231 80L229 81V82H231ZM243 80V79H242ZM245 80V79H244ZM243 80V81H244ZM10 81V82H9ZM57 81H58V79H57ZM66 81V82H67ZM83 81V82H82ZM92 81V82H91ZM173 81V80H172ZM209 82L208 83V85L206 84V82ZM213 81V80H212ZM242 81V82H243ZM247 81V80H246ZM246 81H244V83H242L243 84V86H242V84L241 85H238L237 86V88L239 89L241 86V88L239 89V91H238V89H237V91L239 92V94H241V97H240V95H239V97H240V99H248L247 98V96H249V99H253L254 97V95H255V102L258 104V106H257V104L255 103V105H254V107H255V109H257V110H255L254 109V107H251L250 106V110L249 109H247V111L249 110V112H246V111H244V109H245V107L242 109L241 107V109H239L238 107H233V109H232V107H228L229 106V104H228V101H226L225 99H224V101H223V105H221L222 104V101L220 102L221 104H219V102H218V105H216V106H213V107H209V108H215V110H213V109H211V114H212V112H214L213 113V115H210V111H209V115L211 116V118L213 119V118H215V117H218L219 116V118H221L222 119V121H221V119H219V118H217L216 120H217V122H220V123H217L216 122V120H212L211 118H210V116H209V118L208 119H210V121L212 120V122H210L209 120H207V121H205L204 119H201V120H203V121H201L200 120V122L198 121V120H195L196 121V124H195V128H193V130L195 131V132H193L194 133V135H196V131H197V133H199V135L200 136H203V137H205L204 139L206 140V141H208L209 139V142L210 143H213V145H214V142H216L217 143V141H219L220 142V137L218 138V136L219 135H221V136H227L228 135V138H230V139H232V140H234L235 138L234 137H236V132L238 133V131H239V127L241 126L242 127V125H244L243 127H245V126H247V127H249L248 129L245 127V129H247V130H245L246 131V133H247V137L248 136H250V137H248V139L249 140H251L250 138H252L251 136L253 135L252 133H254V131L253 130H255V129H253V127H255L254 126V119L252 118L253 116V114L255 113V111H257V112H261L260 110H261V108L264 110V78L262 79V81L260 82H258L257 83V85H256V83L255 82H253V84H252V81H248L247 83V86L245 85L244 86V84H246ZM72 82V83H71ZM98 82V83H99ZM103 82H100V84H97V83H95L94 84V86L96 87V85L98 86H100V85H102V88L101 87H99V90H95L94 88H92L93 90H95V91H89V90H87L88 92H89V94H87L88 92H86V94L87 95H89V96H91L92 94H93V96H91V97H93L92 98V100L91 99H88V100H91V101H89V102H92L93 101V103L91 104V103H87V105L85 106V108H89V107H94V109L91 107V109H93V110H91L90 108L88 109V110H86L85 108H81V106L80 105H84V104H86L85 102L84 103H82V104H80V105H78V106H75V107H73L74 109L75 108H77V110H79L80 112H78V111H76V110H72L71 112H73V113H76V117H79L80 119H81V121H80V123H83L82 121L84 120V121H87L86 123L84 122V124H86V127H87V129L89 128V127H92V129L93 130H91L90 128H89V130H91L90 132H89V130H87L88 132H89V134H91L92 136V138H90V139H87V138H85V137H83L84 135H77V136H72V135H66V138H64V140L65 141H67V144L65 143V142H58L57 143V139H55V137H52L53 135H51V137L50 136H48V135H45V134H38L37 136H34L33 138H31L30 137V142H29V145H27V147H28V149L27 148H25V149H27V150H25L24 148H23V146H24V144H23V136L21 135V133H19V132H15V131H11V130H7V131H5V132H1L0 131V146H1V149H0V153H2L3 152V154H4V156L8 159V161L9 160H13V159H16L17 161H18V163L19 164H23V165H27V163H26V157H28V156H32L33 155V160H34V162L35 163H37V164H43L44 162H47L46 161V159L48 158V157H50V158H53V156H54V158H57V157H61L62 158V162H61V165H62V168L63 167H65V169L63 170V172L65 173L64 175L66 176V175H68V176H66V177H69V176H76V177H81V179L80 180H82V182L84 181V179L85 180H87L88 182H92L93 181V179L95 180H98V181H100V183H104V184H102L103 185V187L101 186L100 188L101 189H103V190H105V191H107L106 189L108 188V187H111V188H108V189H110L111 190V192L113 193V190H115L114 189V187L116 188L117 186H119L120 187V191L118 192V194L116 195V191H114V195H112V193L110 194V195H112V197L110 196L109 197V194L107 193V192H105V191H103V190H99V188H98V193L96 194L95 193V195H94V193H93V195L92 196H89V197H87V195L88 194H86L87 193V189H89V187L87 186V187H84V186H82V184H81V182L80 183H78L77 181H72V182H74V183H71V187H73L74 188V192H73V188H72V195H73V197H74V195L76 196V197H74L72 200H70V198L69 199H66L65 200V198H68V197H63V195H61L62 197H61V201H60V203H61V207H62V211H64L63 212V215H65L64 216V219H70V218H72L74 215H75V217L76 218H79L78 217V215H80L79 213L80 212H82V211H87V212H89V211H91V213L90 214H92L91 216H93V217H96V219L97 218H99L100 219V221H98L99 219H97V221H98V223H100L99 225H100V227H103L102 225H104L105 224V226L103 227V228H106L105 230L106 231H103V229L102 228H100L99 227V229L101 230H96L97 232H94V233H97V234H94L95 236H93V231H91V232H89L90 230H92L91 228V225H90V227L89 226H87V224H85L82 220H80V219H83L82 218V216H81V218H79V224L81 225L82 223V227L80 228L79 226V224H78V226L76 227V228H79V229H77V233L75 234L76 236H80V234L82 233V234H87V231H88V233H92L91 235V237H96V235H100V233L102 234L103 232H104V236L105 235H107V237H110L111 235H112V233H110V232H107V231H110V230H113V231H111V232H114V228H116V227H118L117 228V230L119 231L118 232V234H123V235H125V234H127V232H130L129 231V229H125V223H121V222H119V218H123V217H125L126 219H128V218H135V216L136 215H134V214H136V213H134V212H131V211H134V208H132V207H129V206H127V207H125V208H123L125 205H122L123 203H124V201H122L121 199H125V200H127L129 197H127V196H130L129 195V192H130V194L132 193V195L134 196H130V197H132V198H136V197H138V196H145V197H151V198H153L154 200H156L158 203L159 202H162V200L163 201H165L164 199H167V198H169L168 200H176L177 201V203L178 202H180V201H182L183 199L179 196L180 194H182L180 191H182V190H179L178 191V188L177 187H180L181 189H184V193H186L187 195H189L190 197H191V195H192V197L193 198H195V199H198V200H200L201 202H202V206H203V208H201L202 209V211H201V213H200V220H202L203 218V220L202 221H200V222H203V223H199V224H201L200 226H202L203 225V229H204V231H205V233L203 232V235L207 238V239H209V240H212V241H209V240H207L206 238H204L203 237V239H205V242L207 243V241H208V243L207 244H209V242H210V244H212V245H210L212 248H211V250H213V252H214V247H215V249L217 248L218 249V245H221V244H218L219 242H220V234H221V232L222 231H220L221 229L219 228V226H217V225H219V224H217L216 223V219H217V221H218V218H219V215H221L220 216V219H221V217L223 216V214H221V212L220 211H222V213L224 212V214H225V216H227L226 214H232V213H234L235 212V210L236 209H239V205H241L242 203H241V201H240V204L237 206V205H235V204H232L230 201H229V204H226L225 202H228V200L229 199H226L227 198V192H228V194L232 191H234V192H239L240 193V191L241 190H243L244 191V188H240V187H242V186H244V185H247V187L248 188H250V189H248L246 186H245V191H244V193H248L251 189H252V191L254 192V194L255 195H259V197H261L262 199H264V186L263 185H261V184H264V182L262 183L261 182V180L262 181H264V179L262 178L263 177V175H264V172H262V171H264V170H261V169H264L263 168V166H264V162L262 163V161L264 160V153L262 152V153H256V154H254L252 151H250V150H248V149H246L245 151H241V152H239V154H236L235 152H233V150H231L232 149V147L230 148V146L229 145H226L227 144V142H228V140H227V142H224L225 144L223 145V142H220V143H222V144H220L219 143V146H220V148H221V145H222V147L224 146V148H223V151H220V150H218V151H220V152H218V157H219V165H220V162L222 161V163H221V167H219V165H218V160H217V162L215 163V164H217V167H219L218 168V170L220 171H222V172H220V173H222V175H217V173H219L218 172V170H216L217 168H215L216 167V165H214V167H213V165L212 164H208L209 162L207 161V160H209V158L208 157H206L205 159H203V157H205V156H199L200 158L202 157V165H196L195 164V160H196V158H197V156H195V155H193L192 153H189V151H186L184 148L182 149V146H177L176 148H172V149H170L169 147V144H171V142H172V140L170 139V138H168L169 136L166 134V133H164L163 132V130L165 131V129H162L163 127H151L150 125H145V124H140L141 126H143V125H145L146 126V128L148 129V130H146V128H144V127H142V129L144 128V130H142L143 132H141L143 135L144 134H146L147 132V136L148 137H154V136H152V132L153 133H155V131L157 130L158 132L157 133H160L161 131H162V135H160L161 137V139H160V144H158L156 147H153L157 152H160L161 150H163V149H160V147H162V148H164V149H168V152L165 154V153H161L162 155H161V160L163 161V163L165 164V165H167V168H168V173L167 174H164V176L163 177H160V176H158L157 174H156V172H155V170H154V168H153V166L152 165H150V162H149V159L146 157V153H145V151H144V148H145V146H146V144L144 143V142H142V141H144L143 139V137L142 138H139V137H141V136H136V139H139V140H134V146H132L133 145V143H129V145L127 144V147L129 148V149H131V147H133L135 150H137V149H139V151L140 152H138V154L140 155V158H141V163H142V166L141 167H132V170L131 169H128L129 167H127L128 165H125L123 162V164L124 165H122V163H121V165H122V167H115V166H113V165H109V164H113L114 163V159L113 158H109V157H106L104 154H100V148H101V146L103 147V145H105L104 146V148H102L103 150H101V152L103 151V152H105V150H108L107 148L109 147H111L110 145H112V144H110L111 143V141H114L115 142V136H116V132H115V129L118 131V129L115 127V125H114V127L115 128H113L112 126L113 125H111V124H113V122H111V124H109L110 122H108V121H110L111 120V117L113 118V116H112V112L111 111H113L114 112V114L115 115H117L119 112H117V111H119V109H116V105L114 106V107H110V105H108L107 104V102H109V101H107L105 98V101H104V99L103 98H99V100H100V102L101 103H103V104H105L104 102H106V104L109 106H107L106 104L105 105H103V104H95V103H97V101H98V97H100L101 95L100 94H102V91H101V89H103V88H105V86L107 85V84H104ZM129 82V83H128ZM174 82V81H173ZM173 82H172V85H173ZM220 82V81H219ZM9 83V84H8ZM132 83V84H131ZM169 83V84H168ZM205 83V84H204ZM216 83H217V81H216ZM11 84H12V82H11ZM67 85H69L70 86V84H68V83H66ZM111 85V86H117V85ZM127 84H131L130 86L129 85H127ZM134 84H133V86H134ZM136 84V85H137ZM218 84V83H217ZM252 84V85H251ZM255 84V85H254ZM110 85V84H109ZM109 85H107L108 87H109ZM126 85L128 86V88L126 87ZM167 85V86H166ZM204 85H205V87H204ZM251 86V87H249V86ZM254 85V86H253ZM12 86V85H11ZM104 86V87H103ZM106 86V87H107ZM240 86V87H239ZM115 87L113 88V87H110L113 91H114V89H115ZM125 87V88H124ZM135 87H137V86H135ZM153 88V85H149V89H147V87H146V90H149V91H147V92H150V90ZM172 87V86H171ZM203 87V88H202ZM247 87H249L248 89H247ZM42 88V87H41ZM39 88V90H37V94H41V95H46L45 97H47V99H49L48 98V96L47 95H49L50 96V94H49V92L48 91H52V90H45V88ZM119 88L121 89V87L120 86H117L116 87V89L117 90H119ZM115 89V90H116ZM138 89V88H137ZM154 89H157V87H155L154 86V88L152 89L153 91H151L150 93H148V95L146 96H144V92H142L141 93V95L139 96V95H136L137 96V98H138V96H139V99H137L138 101H136V102H138V103H136V102H134V103H136V106L134 105V106H131L132 107V109L133 110H135L136 108V114L134 113V111H133V114L134 115H136V117H139L140 116V118H143L144 116H147V118H150L151 116H152V112H154L153 111V109H151V108H147V107H150V106H148V105H151V103H152V101H153V99H156V98H159V97H156V96H162V94L160 93V91H158V93H157V90H156V92L154 91ZM236 89H234V92H236L235 94H238V92L236 91ZM3 90V91H4ZM90 90H91V88H90ZM116 90V91H117ZM97 91H98V93H100L99 95L98 94H96L97 93ZM115 91V92H116ZM121 90H120V93L122 92ZM45 92V93H44ZM61 92H62V90H61ZM95 92V93H94ZM126 93H127V91H125ZM124 92V93H125ZM153 92V93H152ZM154 92L156 93V94H154ZM199 92V93H198ZM206 91H204V93H205ZM47 93V94H46ZM51 93V92H50ZM59 93V95H60V97L59 96H56L57 94ZM92 93V94H91ZM116 93H119L118 91L116 92ZM124 93H122V95L124 94ZM125 93V94H126ZM161 95H160V94ZM191 93V94H192ZM201 93V94H200ZM210 93V95L209 96H211V92H208V93H206V94H204V96H203V99H204V101L206 100L205 98H207V96H208V94ZM55 94V95H54ZM54 94H52V96L50 97V98H52L51 100H55V102H56V100L59 98L60 99V101H57V102H59L60 104H61V101H66L65 99L63 100L62 98H64L63 96H62V94H60V91H58L57 93H54ZM94 94H96V95H98V97L96 98V99H94V97H95V95ZM138 94H140V93H138ZM142 94H143V96H142ZM145 94H147V93H145ZM157 94H159V95H157ZM54 95V96H53ZM103 95V94H102ZM130 95V94H129ZM128 95V96H129ZM206 95V96H205ZM253 95V96H252ZM104 96V95H103ZM103 96H101V97H103ZM124 96V95H123ZM142 96V97H141ZM150 96V97H149ZM152 96H155V97H153L152 98ZM246 96V97H245ZM250 96H251V98H250ZM56 97H58V98H56ZM141 97V98H140ZM148 97V98H147ZM238 97V95L236 96L235 95V99ZM259 97V98H258ZM88 98H90V97H88ZM136 98V97H135ZM202 98V97H201ZM200 97H199V99H201ZM151 99H152V101H151ZM163 99V98H162ZM202 99V100H203ZM209 99H211V97H209V98H207V100H209ZM237 99H239V98H237ZM253 99V100H254ZM258 99V100H257ZM261 99V100H260ZM50 100V101H51ZM68 100V99H67ZM77 100V99H76ZM102 100V101H101ZM136 100V99H135ZM201 100V101H202ZM206 100V101H207ZM49 101V100H48ZM49 101V102H50ZM69 101V100H68ZM87 101V100H86ZM204 101H202V102H204ZM205 101V103H207ZM258 101V102H257ZM52 102V101H51ZM51 102L50 103H48V104H51ZM99 102V101H98ZM150 104H149V103ZM209 102V101H208ZM227 102V103H226ZM54 103V102H53ZM64 103V102H63ZM62 103V104H63ZM69 103V102H68ZM68 103H67V101L64 103V104H66V105H68ZM109 103H111V102H109ZM263 103V104H262ZM89 104H91V106L89 105ZM179 104V103H178ZM262 104V105H261ZM66 105H64V106H66ZM94 105V106H93ZM112 106L114 105V103L113 104H111ZM180 105V104H179ZM179 105H177V106H179ZM222 106V107H219V110L222 108V110H220L222 113L221 114H218L220 111L218 110V106ZM63 106V107H64ZM88 106V107H87ZM256 106H257V108H256ZM68 107V106H67ZM67 107H64V108H67ZM78 107H79V109H78ZM135 107V108H134ZM182 107H183V109H181L182 111L184 110V108L186 109V108H188V106L186 105V107L185 106H183L182 105ZM216 107H217V109H216ZM118 108V107H117ZM231 108V109H230ZM234 108L236 109V110H240V111H236V110H234ZM72 109V108H71ZM83 109H85V110H83ZM116 109V110H115ZM131 109V110H132ZM139 109V110H138ZM147 110H150V111H147ZM198 110H200L201 111V109H198ZM210 110V109H209ZM213 110V111H212ZM233 110V111H232ZM242 110V111H241ZM262 110V111H263ZM143 111H145L144 113H143ZM147 111V112H146ZM152 111V112H151ZM230 111H231V114H228V113H230ZM234 111H236V112H238V113H233ZM244 111V112H243ZM250 111L251 112H254V113H252V115L250 114ZM111 112V113H110ZM117 114H116V113ZM155 112H157V110H155ZM198 112V111H197ZM218 112V113H217ZM27 114H26V116L25 117H22L23 119H20V120H22L23 122H21L20 124H19V127L21 128L20 130H22V129H26V128H28V123L30 122V121H32V118H33V116H31V113L29 112L28 113V111L26 112ZM146 113H149L150 115H147ZM152 113V114H151ZM157 113H159V116H161V114H160V112H157ZM249 113V115L251 116V117H249L247 114ZM218 114V115H217ZM234 114V115H233ZM78 115V116H77ZM108 115H109V117L110 118H108ZM118 115H120V114H118ZM155 115H158V114H156L155 113ZM196 115V114H195ZM200 114H198L197 116H199ZM217 115V116H216ZM247 115V116H246ZM158 116V119H163V118H160ZM196 116V117H197ZM213 116V117H212ZM227 116H233L232 117V119L230 118V119H228V120H230V122L227 120V123L229 124V125H227V123H226V118H227ZM236 116V117H235ZM152 117H154V116H152ZM157 117V116H156ZM155 117V118H156ZM162 117V116H161ZM224 117H226L225 119H224ZM78 118V119H79ZM198 118V117H197ZM229 118V117H228ZM236 118V119H235ZM247 118V119H246ZM4 120L6 119V118H3ZM79 119V120H80ZM110 119V120H109ZM152 119V118H151ZM194 119H196L195 118V116H194ZM224 119V120H223ZM238 119V120H237ZM253 119V120H252ZM3 120V121H4ZM7 120V121H6ZM5 121H6V123H8V119H6ZM126 120H128V119H126ZM220 120V121H219ZM232 120V121H231ZM233 120H234V122H233ZM236 120V121H235ZM243 120V121H242ZM249 120V121H248ZM205 121V122H204ZM215 121V122H214ZM223 121H225V123H223ZM238 121H239V123H238ZM245 121V122H244ZM248 121V122H247ZM128 122V121H127ZM130 122H132L131 124H129ZM130 122H128V124L130 125V126H128V124H127V126L130 128L131 126L132 127H136L137 128V126L136 125H134L133 126V121H130ZM214 122V124H215V128L218 130V131H220L221 129L220 128H222V127H220V126H222V125H224V127H227V126H230L229 127V129H227V128H222V131H220L219 133H218V131L216 130V129H214L213 127H214V125H213V127L212 128H210L209 127V125L208 124H210V123H213ZM237 122V123H236ZM241 122V123H240ZM253 124V125H251V123ZM87 123H89L88 125H87ZM202 123H204V124H202ZM208 123V124H207ZM231 123H233V124H235L234 126H232L231 127ZM248 123V124H247ZM57 124V123H56ZM56 124H54L56 127H58ZM96 124H98V126H100L101 128L99 129L98 128V126L96 125ZM136 124V123H135ZM218 124V125H217ZM220 124V125H219ZM232 124V125H233ZM240 126H239V125ZM89 125H91V126H89ZM105 125H106V127H105ZM140 125H138V127H140ZM211 125V124H210ZM211 125V126H212ZM217 125V126H216ZM227 125V126H226ZM250 125V126H249ZM89 126V127H88ZM149 126H150V129H149ZM239 126V127H238ZM253 126V127H252ZM102 127H103V129H102ZM112 127V128H111ZM127 127V128H128ZM209 127V128H208ZM217 127H220V128H217ZM236 127H238V129H236ZM240 127V130L243 128H241ZM252 127V128H251ZM98 128V130L100 131V130H102L101 132H102V135H106V136H108L109 138H110V143H108L107 144V142L104 144L103 142H101L100 140H99V138L97 137V136H94V134L95 133H91V132H94V131H96L95 129H97ZM105 128V129H104ZM128 128V129H129ZM156 128V129H155ZM19 129V128H18ZM138 129H140V128H138ZM138 129L137 130H133V128H130L128 131H132L131 133H134V134H136V132L138 131ZM153 129V130H152ZM162 129V130H161ZM220 129V130H219ZM234 129V130H233ZM236 129V130H235ZM244 129V128H243ZM252 129V130H251ZM151 132H150V131ZM231 130H233V131H231ZM238 130V131H237ZM11 131V132H10ZM136 131V132H135ZM229 131V132H228ZM233 133V132H235L234 134H232L231 132ZM105 132V133H104ZM151 134H150V133ZM225 132H226V134H225ZM104 133V134H103ZM230 133V134H229ZM114 135L115 134V136L113 137L114 138V140H113V138L111 139V135ZM252 134V135H251ZM155 136L157 135V134H154ZM167 135V136H166ZM198 135V134H197ZM196 135V136H197ZM235 135V136H234ZM233 136V137H232ZM232 137V138H231ZM227 138V139H228ZM55 139V140H54ZM140 139H142V140H140ZM220 139V140H219ZM225 139H226V137H225ZM171 140V141H170ZM212 140V141H211ZM224 140V137L222 138V140L221 141H223ZM59 141V140H58ZM225 141V140H224ZM230 141V140H229ZM136 142L138 143L137 144V146H135V144H136ZM60 143V145H58ZM65 144V145H68V146H65V145H62V144ZM215 143V145H218V144H216ZM117 144V143H116ZM62 145V146H61ZM172 145V144H171ZM212 145V144H211ZM212 145V146H213ZM215 145H214V147H215ZM226 145V146H225ZM263 145H264V139H263ZM58 146H60V148L58 147ZM113 146H114V144H113ZM131 146V147H130ZM65 147V148H64ZM67 147H68V149H67ZM90 147H96V150H92V151H89L88 150V148H90ZM105 147H107V148H105ZM117 147V146H116ZM135 147H137V148H135ZM167 147V148H166ZM226 147H227V149H226ZM30 148V149H29ZM121 148V147H120ZM120 148H116V150L118 151V150H120ZM264 148V147H263ZM263 148H262V150H260V151H264L263 150ZM26 151H24V150ZM32 149V150H31ZM46 149V150H45ZM64 149H66L68 152V155L67 154H65L66 153V151H65V153H62L63 152V150ZM105 149V150H104ZM122 149V148H121ZM169 149H170V151H169ZM61 150V151H60ZM160 150V151H159ZM230 150H231V153L233 152L234 154H236L237 156H235V155H233L232 157L231 156H229V155H232L231 153H230ZM30 151H31V153H32V155L30 154ZM44 151H48V152H44ZM52 152V153H50V152ZM99 151V152H98ZM120 151H121V153H120ZM120 151H118L119 153H117L116 152V155H117V157H118V159L120 158L119 157V155L120 156H122V150H120ZM138 151V150H137ZM227 151V152H226ZM249 151V152H248ZM60 152L62 153V154H60ZM242 152H246L245 154L243 153V156H242ZM251 152V153H250ZM27 153H28V155H27ZM49 153L50 154H52V156H50L49 155ZM219 153H221V156H220V154ZM230 153V154H229ZM248 153H250V154H248ZM63 154H65V155H67L66 157H68V158H66L65 159V156H64V158H63V156H61V155H63ZM229 154V155H228ZM254 155V157L256 158V160H258L259 161V164L260 165H263L260 169L258 168V166H259V164L257 163V162H255L256 160H252L251 159V157ZM258 154H260V155H258ZM124 156H125V154H123ZM205 155V154H204ZM224 155V156H223ZM227 155V156H226ZM240 157H239V156ZM257 157H256V156ZM262 155V156H261ZM124 156H122V157H124ZM207 156V155H206ZM248 157L250 158L249 160H248ZM254 157H252L253 159H255ZM50 158H48V159H50ZM226 158V159H225ZM261 158H263L262 160H261ZM47 159V160H48ZM121 159V158H120ZM221 159V160H220ZM204 160H206L205 161V163H207V164H205L204 163ZM228 162H227V161ZM249 161V162H246V161ZM255 162V163H253V162ZM112 162V163H111ZM229 163V164H232V166L230 167V169L228 168V166H226L227 165V163ZM238 162V164L240 163V170L241 171H238V175H241V173H244V174H242V176H243V178H244V175H245V173H247L246 174V176H245V179L243 180V178H238V177H240V176H238L236 173H237V171H236V169L237 170H239L238 169V167H236L237 165H236V163ZM252 164H251V163ZM180 164V167H173V164ZM224 163H226L225 164V167L226 168H228V169H226L225 167H224ZM262 163V164H261ZM127 164V163H126ZM247 164H248V166H247ZM251 164V165H250ZM256 164V166H257V168H258V170H260L259 172H261V173H259L258 171V173H259V175H258V173H255V174H257V175H254L253 173V175L250 177L249 176V174L251 173V166L252 165H255ZM258 164V165H257ZM63 165H65V166H63ZM234 165V166H233ZM236 165V166H235ZM245 165H246V168H245ZM249 165H250V169L248 168L249 167ZM110 166V167H109ZM244 166V167H243ZM224 167V168H223ZM232 167H235L236 169H234L233 170V168ZM112 168V169H111ZM113 168H114V170H113ZM119 168V169H118ZM221 168V169H220ZM244 170H243V169ZM117 169V170H116ZM223 169H225L227 172H230L229 170H231L232 169V174H233V172H235L234 174V178L232 179L231 177L228 179V180H226L227 178H221V177H226V176H230L229 175V173H226V175L225 174H223V172L225 173L226 171L225 170H223ZM248 169V170H247ZM116 170V171H115ZM245 171V172H244ZM247 171H250V172H247ZM231 174V173H230ZM260 174H261V177L259 178V180L258 179H254V178H258L259 176H260ZM263 174V175H262ZM130 175H133V176H131V177H133L132 179H133V181L134 180H136V181H129V180H131V178H130ZM216 175V176H215ZM223 175H225V176H223ZM218 176H221L219 179H218ZM241 176V177H242ZM249 176V177H248ZM84 177V178H83ZM97 177V178H96ZM127 177H128V179H127ZM212 177V178H211ZM217 177V178H216ZM75 178V177H74ZM116 178V179H115ZM127 179V181H125L126 179ZM211 178V179H210ZM216 178V179H215ZM78 179V178H77ZM92 179V180H91ZM109 179H115L114 181H113V188H112V181H109ZM125 179V180H124ZM215 179L216 181H217V183L219 184L221 181H222V179H223V181H224V183H222L221 182V185L219 184V185H217L216 184V181L213 180ZM79 180V179H78ZM89 180H91V181H89ZM118 180V181H117ZM123 180V181H122ZM219 180H221L220 182H218ZM230 180H232L231 182H230ZM237 180H239L241 183H238V182H236V184H234L235 183V181H237ZM242 180V181H241ZM260 183H259V182ZM76 182V183H75ZM110 182V183H109ZM118 182H127L126 184H133L132 186H130V189H128V187H129V185H127V186H123V185H126V184H124V183H120V184H114V183H118ZM136 182V183H135ZM245 183H247V184H245ZM260 184V186L261 187H263V188H261V187H259V184ZM108 184V185H107ZM229 184V185H228ZM230 184H233V185H231V186H233L232 187V190L230 191ZM240 184V185H239ZM242 184V185H241ZM244 184V185H243ZM89 185V184H88ZM109 185H111V186H109ZM236 185H239L238 187H236ZM249 185L250 186H252V187H249ZM258 185V186H257ZM76 186V187H75ZM104 186L106 187V186H108V187H106V188H104ZM228 186H229V188H228ZM235 186V187H234ZM256 186V188L257 187H259L258 189H256L255 190V187ZM122 187H125V188H123L124 189V191H126V192H128V193H124V192H122L123 190H122ZM85 188H87V189H85ZM227 188H228V190H227ZM234 188H236L235 190H233ZM240 188V189H239ZM254 188V189H253ZM263 190V191H261V190ZM116 190H119L118 188L116 189ZM122 190V191H121ZM128 190H130V191H128ZM237 190H240V191H237ZM260 190V192H258ZM96 191V192H97ZM100 191H102V192H100ZM186 191V192H185ZM242 191V192H243ZM249 192L247 195L246 194H244L243 193V195H245V196H240V197H242V201L245 199V201H248V204H247V202H244L243 201V204L242 205H244L243 207H242V205H241V207H240V209H241V212H243V213H249L251 210V208H252V206H253V208H252V210L254 209V207L256 208V210H254L253 212H255L256 214H258L259 216H260V214H261V216H262V214H263V220H264V200H262L263 202H261L262 204H259L258 202H256V201H258L260 198L259 197H256V196H254V194H252L253 192ZM103 192L104 193H107V196L109 197V200H111L112 202H115V203H119L118 205H115V203H113L114 204V207L113 206H110V204L112 203L111 201L108 203V202H106L107 201V199L106 198H108V197H105L106 196V194H104V197H105V199H106V201H105V203L103 202V204H102V201L104 200V198H103ZM120 192H122L121 194H119ZM188 192H189V194H188ZM225 194V197H224V194ZM257 192V193H256ZM236 193L237 195H241L242 193ZM126 194V195H125ZM128 194V195H127ZM223 194V195H222ZM252 194V195H251ZM118 195H120V196H122V195H125V197H121L120 198V196H118ZM135 195H136V197H135ZM221 195V197H220V201L224 198L225 200H227V201H224V199L220 202L219 201V196ZM249 195V197H251V196H253L252 198H250L249 199V197H247ZM251 195V196H250ZM263 197H262V196ZM213 196L216 198L215 200H214V198H213ZM117 199H116V198ZM127 197V198H126ZM218 197V198H217ZM72 198V197H71ZM112 198V199H111ZM171 198V199H170ZM213 198V199H212ZM257 198V200L255 201V199ZM114 199V200H113ZM137 199H139V198H137ZM212 199V200H211ZM218 199V201L216 202V200ZM246 199H248V200H246ZM252 199H254V201L252 200ZM116 200H117V202H116ZM240 200H241V198H240ZM250 200H252V202L250 201ZM98 201H101V203L99 204L98 203ZM224 201V202H223ZM255 202V203H254ZM107 203H108V205H107ZM225 203V204H224ZM247 204V205H245V204ZM253 205H252V204ZM258 203V204H257ZM251 204V208L248 206V205H250ZM257 204L258 206H261V207H259V208H257L255 205ZM120 205H122V206H120ZM235 206L236 207V209H235V207H234V212H233V206ZM115 206L117 207V206H120V208L118 207V208H115ZM144 206H146L145 204H144ZM230 206H232L231 207V210H230ZM244 207H246V208H244ZM248 207V208H247ZM219 208V209H218ZM261 208H263L262 209V212H261ZM132 209V210H131ZM144 209V208H143ZM146 209V208H145ZM240 209L239 210H237L238 212L240 211ZM243 209V210H242ZM246 211H245V210ZM248 209H249V211H248ZM118 210V211H117ZM216 210V211H215ZM168 211V210H167ZM217 211H219L220 212V214L219 213H217ZM225 211H227V213H225ZM230 211V212H229ZM258 211V212H257ZM260 211V212H259ZM94 214H93V213ZM214 212H216L215 214H214ZM232 212V213H231ZM132 213H134V214H132ZM168 213H169V215L170 216H175V217H178V233H179V235H180V238L181 239H186V241L188 242V241H190V243L191 242H193L194 241V236H193V234H195L196 232H195V230L193 231L192 230V228H194V227H192L191 225H190V223H186L185 222V220L182 218V217H180V214H179V211L176 209H171L170 211H168ZM148 214V213H147ZM150 214V213H149ZM203 214V215H202ZM218 214V215H217ZM229 214H228V216H229ZM237 214V213H236ZM150 215H152V214H150ZM216 215V216H215ZM233 215H235V214H233ZM202 216V217H201ZM204 216V217H203ZM225 216H223V220L226 218ZM238 216V215H237ZM236 216V217H237ZM218 217V218H217ZM54 218H52L51 220H53ZM104 220L105 221V223H103L102 224V220ZM219 219V220H220ZM138 220V219H137ZM222 220V221H223ZM226 220V219H225ZM77 221H78V219H77ZM103 221V222H104ZM221 221V220H220ZM67 222H68V220H67ZM86 222V221H85ZM141 222V221H140ZM140 222L138 221V223L140 224ZM219 222V221H218ZM87 223V222H86ZM136 224L137 225V227H140L141 229H142V227L141 226H143L144 225V223H142V225H139V224ZM102 224V225H101ZM217 224V225H216ZM264 224V223H263ZM98 225V226H99ZM139 225V226H138ZM110 227V228H108V227ZM115 226V227H114ZM200 226H199V228H200ZM217 226V227H216ZM111 227H113L112 229H111ZM146 227V228H145ZM145 227L143 226V228H145V229H148V227L145 225ZM262 227L264 228V225H262ZM216 228L218 229V230H216ZM108 229H110V230H108ZM203 229H202V227L200 228V230L201 231H203ZM117 230H115V231H117ZM66 238L70 241V245L72 246V251H73V256H71V259H69L68 261H67V264H91L90 262H88L87 261V259L83 256L84 255V250H88V251H91V252H97V253H95V254H99V251L101 252V250H102V252H101V256L104 258V259H106V261H109L110 262V264H167V259H165V256L164 255H162V254H160V255H157L156 253L155 254H153V253H151L150 251H147V252H145V250H142V249H138L136 246H134V245H132V244H128V243H126V242H122V243H120V241L118 242V243H116V251L114 252V250H112L111 249V251H109L110 249H109V247H108V245H105L104 243H101V242H99V243H97V242H95V241H92V240H90V237H88V239H87V241H86V243L84 244V249H82L81 248V246H79V244H78V241H77V238L76 237H72V234L73 233H71V228H70V226L68 227V225L66 226ZM99 231H100V233H99ZM103 231V232H102ZM79 232V233H78ZM86 232V233H85ZM108 233H109V235H108ZM202 233V232H201ZM218 233H219V235H218ZM263 233H264V230H263ZM74 235V236H75ZM78 236V237H79ZM82 236V235H81ZM181 236H183V237H181ZM213 237V238H212ZM257 240V239H256ZM255 240V242L257 243H255V245H257V247L255 248L256 249V252H255V256H254V254L253 255H251L250 254V256H247V253H246V256L245 257H247V259L248 260H251V256L253 257V258H256V255H257V264L258 263H260L261 261H263L264 260V258L263 259H261L262 258V256L264 257V252L262 251V250H264V236H263V234L259 237V239H258V241H256ZM182 241V243H184L185 241H183V240H181ZM214 241V242H213ZM212 242V243H211ZM217 242V243H216ZM246 242V241H245ZM216 244H218V245H216ZM246 244H250V242L248 243V242H246ZM262 248V249H261ZM15 249V248H14ZM217 249L215 250L216 251V254L217 253H219V252H221V253H219V254H224V255H226V252H222V251H220V249H218V251H217ZM223 250V249H222ZM16 251H17V256L21 259V260H25V262H27V264H66V262H64V261H62L58 256H52L51 258H50V261H44V260H42V259H40L39 258V256H35L34 254H32L31 252H27V250L26 249H23V248H21V247H19V248H16ZM110 252V253H108V252ZM113 251V252H112ZM258 251V252H257ZM259 251H260V253H259ZM262 251V252H261ZM215 253V252H214ZM213 254V253H212ZM216 254H214V256H213V258L214 259H216L219 255H216ZM245 254V253H244ZM244 254H243V256L242 255H240V257H244ZM100 255V254H99ZM155 255V256H154ZM224 255H220L219 257L221 258L222 256H223V258H224ZM232 255H234V256H236L235 254H232ZM231 255V256H232ZM249 255V254H248ZM258 255H262L261 257L260 256H258ZM126 256H132V257H135V259L134 260H132L131 259V261L130 260H128L127 259V257ZM230 256V255H229ZM230 256V257H231ZM210 257H212V256H210ZM209 257V258H210ZM218 257V258H219ZM228 257V256H227ZM230 257H228V259H230ZM233 257V256H232ZM237 257V256H236ZM235 257V260H237V258ZM240 257H238V258H240ZM259 257V258H258ZM208 258V259H209ZM218 258L216 259V261L215 260H213L212 262H210V264H212L213 262H217L216 264H218ZM207 259V260H208ZM234 259V258H233ZM232 259V260H233ZM242 259V258H241ZM244 259V258H243ZM241 260V261H239L240 259H238L237 261H239V262H241V263H239V262H236V264L238 263V264H243L244 262L246 263V262H248V263H250L251 264V262H252V264H255L256 263V260L254 259H252V261H248L246 258H245V261L244 260ZM259 259H261V261L259 260ZM212 260V258L209 260V261H211ZM226 260V258L224 259V262H226L225 261ZM234 260V261H235ZM174 263L175 264H193V261H184L182 258H180V257H177V258H175L174 260ZM208 261V262H209ZM220 261V260H219ZM221 261H222V259H221ZM228 261V260H227ZM244 261V262H243ZM258 261H260V262H258ZM64 262V263H63ZM223 262V261H222ZM222 262H220V263H222ZM229 262V261H228ZM255 262V263H254ZM214 263V264H215ZM227 263V262H226ZM235 263V262H234ZM233 262H232V264H234ZM244 263V264H245ZM247 263V264H248ZM206 264H209V263H206ZM260 264H263V263H260Z\"/></svg>","mask_w":264,"mask_h":264}]
</instances>
